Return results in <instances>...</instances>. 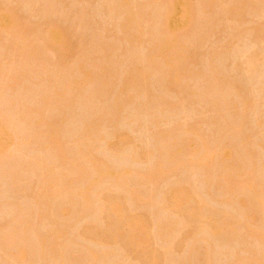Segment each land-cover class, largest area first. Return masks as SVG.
<instances>
[{
	"label": "rangeland",
	"instance_id": "1",
	"mask_svg": "<svg viewBox=\"0 0 264 264\" xmlns=\"http://www.w3.org/2000/svg\"><path fill=\"white\" fill-rule=\"evenodd\" d=\"M49 1V0H48ZM47 0H0V13H2V12H9L11 15H13V19H14V21H15V19H16V21L14 22V25L15 26H12L11 28H9V29H11L10 31H9V29H7L6 31L5 30H3V32H2V30H1V32L2 33H0V35H2V36H0V47H2V48H0V61L2 62V60H3V62L0 64L1 66H2V68H1V66H0V70L2 71H0L1 73H0V77H1V75H3V74H6L5 76H2L1 77V79H0V94H2L3 95V97H2V95L0 96L1 98H0V100L2 101V100H8V101H6V102H10V101H12L13 102V100L15 101V99H16V96L15 97H13V95L11 94L12 93V90L10 89V86L13 88V89H15V85L16 84H19V83H21L22 84V79L23 78H19L18 79V77L17 76H20V74H18L19 72L18 71H23V70H27V68H28V73H29V75H30V73H32V71H30L31 69H29V65H28V63L29 62H31L32 61V59H28V57H27V55H29L30 53H31V50L33 51L34 50V48L37 50H39V52H40V55L42 56L41 58H42V60H43V62L44 63H46V64H44V67H47V69H51L52 67L54 68L53 70L55 71H53L52 69L50 70V71H52L53 72V75L54 76H58L57 74H59L58 72H59V70L61 71V72H65V70L69 73H66V74H68L67 76L68 77H66V78H69L68 80H73L74 82H73V85H74V83H75V80H76V78L78 77V78H80L81 76H79V75H75L76 73H77V71L75 72V70H76V67H74V66H77V64H88V65H86V67L85 68H87V67H89L90 66V64L92 63V64H94V63H97L96 65H94V67L96 66V68L94 69V70H96V73H94V70H92V68L91 69H87L88 70V72L90 73V71L92 70V72L90 73L91 75H92V73H93V77H95V79H94V83H96V84H99V86L97 87L96 86V84H95V86H92V84H90L91 82H90V79L89 78H87L84 74H83V76L81 77L82 78V80H80V81H78V80H76V84H75V87H72V89L76 92V95L78 94V92L79 93H81L80 91H82V93H81V95H83L84 97H85V93H87V95L88 96H86L85 98L83 97V96H81V95H77L78 97H76V95H75V97H74V100H75V102L76 103H78V104H76V103H72V105L73 106H70L69 108H71L72 109V115H74V116H71L70 114H71V112L68 114V112L69 111H71L68 107H62V109H61V107H60V109H61V111H59L60 112V114H59V112L58 111H56L57 109H54V108H49L50 110H48V111H43L44 113H46V115H45V117L44 116H41V115H43V113L37 118V116L36 115H38V114H34L33 115V113L34 112H37L36 110L37 109H39L38 107H39V97H37L36 98V95L38 94V95H45L44 94V92H46V90H44L45 89V87L47 86L48 88H46L47 90H48V94H50L49 93V89L51 90H55V89H57L58 87H59V89H61L60 88V81H59V79H57L56 77H53V75H52V72H49V71H47V69L46 70H44V72L46 71V75H45V73L43 72L42 74L44 75H42V74H39V76L40 75H42L45 79H47V80H50L51 79V77H52V79H51V82H49V84H46V83H48L47 82V80H45V82H44V78H42L41 76H40V78H42L41 80H39L38 79V81L40 82V81H42V82H40V83H37L38 81H36L37 80V78L36 79H34V77H32L31 75L32 74H34V73H32L31 75H30V77L27 75V71H25V73H26V75L29 77V80L31 81L32 80V82L30 83L29 81L27 82L28 84H29V86L31 85V84H33V85H31L30 87L28 86V88H30L29 90H32L33 89V91H30L29 92V90H28V92H27V94H30L31 93V95H29V96H27V94L25 95V90H27L28 88H25V90H24V85L26 86V84L27 83H23L22 84V86H20L21 88V91H19V85L18 86H16L17 88H16V91H14V92H16V94L15 95H17V99L19 100V101H21L20 100V98H25V96L27 97L26 99V101H27V105H29L28 104V101H30V96H32V97H35V100H32L31 102H30V105L28 106L29 107V109H31L30 107H32V109L33 108H35L36 110L33 112V110L31 111V112H33L32 113V116L30 115L31 113L29 112V114L28 113H25L24 112V115L22 114V120H20V118H18L19 117V114H21L22 113V111H21V113L20 112H18V113H15L16 111H17V109H16V111H14V110H12L11 108L13 107V106H15V105H21L22 104V102H21V104L20 103H18V104H16L15 103V105L13 104V103H4L3 101V103L0 101V125L3 123V125L8 129V132H9V130L11 131V132H19L20 134H17V137H16V139H14V141H13V143H12V145H11V143L10 142H8V141H5L4 140V142H6V143H3V147L5 148H3V151H2V154H1V156H0V227L1 228H7V229H12V228H14L15 229V225H17L16 223H14L13 224V226H11L12 224V220L16 217V219H18L17 220V222H19V218H17V216H18V214L20 213L19 211H21L22 212V214H20L21 216L23 215V217H21L20 215H19V217L20 218H22L23 220V222H22V224L21 223H19L17 226H16V229H15V231H13L15 234H13V238H15V239H13V244H12V246H11V248L10 247H7L8 245H6V244H2V242H0V252H4L5 250H6V252L7 253H0V264H31V263H33V264H40V262H41V256H42V254H40L38 251L40 250L39 248H38V244L36 245L35 243H36V241L38 242V239L37 240H35V236H36V238H37V235H36V233H37V231L36 230H38V233H40V235L42 234V232L43 233H47L46 235H44V238L46 239L47 238V236L50 234L48 231H52V230H57V229H59V230H57V231H60V227H59V225L61 226V228H63L62 226L65 224V231L63 232L62 230H64V228L63 229H61V231H62V233H61V235L64 233V235H67L69 232L71 233V234H69V235H67V238H66V236H61V238H59V236H58V238H56L55 236L53 237V239L54 240H52V239H50L49 241L52 243V241H54V243H56L57 241H55L56 239H58L59 241L60 240H62V241H60V244L59 243H56V245L58 244L59 245V247H61L62 248V246H63V244L65 243V242H67L68 244H66V249H65V247H64V252H63V250H61V252H63L64 254H65V256H67L68 257V254L66 253V251L68 250H73V253H72V251H69V252H71L70 254H69V257H70V259H69V257L66 259V257H62V258H65V259H63V260H65L66 261V263L65 264H68V262L70 261L71 263H69V264H86V263H88V261L87 262H85L86 260H88V258L87 257H90L88 254H87V252L90 250L91 251V248L93 249V251H96V253H98V257L100 258V259H97V260H99L98 262H97V264H100L102 261H103V259H101V257H102V254H103V251H106L107 252V250L109 249V252L111 251V248L112 249H114L115 250V247H120V245L121 244H123L122 242H119V244L118 245H115V244H109V247L107 246H104L105 247V249L107 248V250H105V249H100L99 248V245H97V243L96 242H94V238L90 235V234H88V236L86 237V234H85V232H83V231H86V226L88 227L89 225L90 226H93V224L94 223H96V224H98L99 222H97V219L96 218H99L100 219V217H98V215L97 216H90V214L88 215V213H87V215H88V217H87V215H85V214H82L81 213V211L83 210V209H81L82 207L80 206L79 207V205L77 204L78 202H76V201H74V203L76 202V206H78L79 208H75V206H74V203L73 204H69L68 203V200L67 199H63V198H58V200H54L52 203H50V204H53V203H56L57 205H55V204H53V205H55L54 206V208L51 210V207L53 206V205H48V206H50V209L47 207H45L44 205H42V204H40L39 202H42V200H41V197H42V194H39V193H36V195L37 194H39V197H40V199H37V198H39V197H37L36 195H35V193L33 192V190H32V192H31V189L29 188L32 184L33 185H35L34 187H33V185L31 186V188L32 189H36L35 191H37V188H38V184H39V181H40V177H41V175H42V173L43 172H41V170L39 171V170H37V169H33V170H27L26 172H23V173H21V171H20V169H22L23 168V165L24 166H26L27 164H29L30 162H32V159H31V157L33 158V157H39V156H41V157H43L44 156V159L45 160H48V162H49V160L51 161L50 163H51V166H53V167H51L52 169H54L55 168V170H56V168H60L59 170H56V171H58V172H54V173H57L56 175H60L61 173H62V171H63V168H61V165L58 163L57 165L55 164V162H56V160H57V162H58V157H56L57 155H56V152H55V157H56V159L54 158V157H49L50 155H52V153H54L53 151H51L50 152V147H49V145L48 144H46L45 143V140H44V135L42 134H40V131L41 130H45V129H43V127H44V124H46V123H49V124H47V125H45V127L47 128V126L49 125L50 126V124H51V126L49 127V129L53 126V127H55V126H57L58 124L59 125H62V124H64L65 125V123L68 121V123H69V120H71V122L73 123H71L70 122V124H66V126L65 127H67V126H69L70 125V127L72 126L73 127V129H75V131L72 129V127H71V129L72 130H70V127H68V130L69 131H67V128H66V131L67 132H69V134H73V136L72 135H70V137H71V139H69L68 137H69V134L66 132H64L62 135H67L66 137H67V141L65 142V137H63L62 139H64V141L62 142L61 141V143L63 144L64 143V145L65 146H63V145H61L63 148H65L66 147V151H67V153H68V148L69 147H73V149L75 150L73 153H71V150L69 151V157H70V155H71V157L73 156V154H76L77 152V150L78 151H81V154H86L87 152H86V150L88 151V153H89V151H91V147H92V145H93V147H94V149H92V155L93 154H95V152H96V149L95 148H97V150L99 149V147H101V150H98L97 152H96V155H95V157H101L102 158V156H104L102 159L104 160V162H106V164L108 165H111V163L112 164H116V163H118V164H121V165H126V166H128V167H130L131 168V166L133 167V168H131L134 172H133V178L131 179H129V181L127 182V184H128V186H129V188L131 187V188H133V189H131L130 188V191L132 192V190H136L135 191V193L136 192H138V193H136V195H135V193H134V195H132L131 194V192L130 193H126L127 195L129 194L130 195V197H126V196H124V194L125 193H123V195L122 194H120V196L118 195L119 193H120V191L118 190L117 191V189L116 190H112L113 191V194H111L112 192L110 191V195L112 196V198H115V199H117L116 197H120L119 199H120V201H121V203L123 202V203H127V202H129V203H127L126 205V207L125 208H127L128 206V208H127V211H126V209L124 208V206H125V204H123V208H124V210L126 211V212H129V210L128 209H130V212L135 216L136 215V217H138V216H141V214L143 213L144 215H145V217H147V219H148V223L150 222V220H152L150 223L151 224H153V220H159V215H158V217L159 218H153V216H154V213L155 214H158L159 212H157L158 210H156L155 211V209H157L155 206H152V205H150L148 202H146V200L147 199H149L150 197H152V200L153 201H158L159 199V197H160V199H161V197L163 196L162 194H167L166 193V191L168 192V190L170 191H173V190H175L174 188H176L178 185H179V183L182 185L183 184V186H191V188L192 189H194V190H196L198 193H197V196L199 197V198H201V197H203V199L202 200H204L205 202H206V204H205V206H206V210L208 211H206L207 213L206 214H208V215H213V217H215V216H217L220 212H222V213H224V212H226L227 214H230V215H232V216H234V214H233V212H235V215L237 214V216H236V220H237V224H238V228H236V230H238L237 231V237L235 238L236 239V241H235V239H230L231 241V244L229 243V240L226 242V241H224L223 242V240L222 241H220V242H218V240L217 239H212L210 236H209V233L207 232V236H206V234L204 233L205 232V230H203L201 227V230L202 231H200L199 230V228H198V230L200 231V232H202V233H204V235L207 237H205L202 233V235L199 233V232H196V233H199L200 235H199V237H197L198 239H199V242H197L196 240H197V238H195L196 236H198V235H194L195 234V231H196V229H197V227L195 226L196 225V223H190L189 225H186L185 226V224H183L182 226H184L183 227V229L184 228H186L185 230H182V231H180L181 230V228H182V226L179 224V225H177V227L179 226H181V228H177L176 227V223H174V229H177L178 231H180L181 232V234L183 233V235L184 236H186V237H184L183 235H180L179 236V240H181L180 239V237L181 236H183L182 238L184 239V240H182L181 242L178 240V237H177V240L176 239H172L173 237H171V236H173V235H169V237L172 239V241H174V240H176V241H174L177 245H174L173 246V244H175V243H173L172 244V241H170V239H169V242L171 243L170 245V247L167 245V243H169V242H167V240H168V235H166L165 236V238H163L162 240H164V241H162L161 239H157V237H156V240H159V241H154L155 240V238L153 237V239L154 240H150L149 241V243H148V245H150V248L152 249V250H155L156 251V254L158 253V254H160L159 255V257L160 256H163L164 255V258L162 257H160L159 259H160V261H161V264L163 263V264H179V262L178 261H180V263H182V261H185L186 260V262L184 263V264H187V263H189V264H204V262H205V264H207L208 263V259H209V263H210V258H211V260H212V256H213V260L211 261V263L212 264H215L214 262H216V264H227L226 262H228V264H231V262H233L234 261V256H235V254H234V252L236 251V252H238L239 253V255H241L242 257H244V259L245 260H248V256H250V258H249V260L251 259V258H254V256L256 257V258H259L261 261H262V263L264 262V260H263V257H264V251H263V247H260L259 245V242L257 243L256 242V240L254 241L252 238L250 239V238H245V235H246V233H247V231H246V229H245V220H244V218L243 217H241V212H242V209H241V207L239 206V204H238V201L236 200L237 199V197L235 196V198L234 197H232V198H230V200H229V204H230V206H229V204H228V200H226V199H224V200H222L224 197H222L223 195V193L221 194V192H222V189L219 187L218 188V183H215L216 182V179L215 178H217L218 176H219V174L221 173V169H223V167L225 166V164H224V166H220V165H223V163H221V164H219L218 163V165H216V167H218L219 169H217L216 167H214V171H213V173H216L215 175H216V177H215V175L213 176L214 177V184L212 183V184H207L206 185V178L203 176V174L202 173H191V172H187V171H185V170H183L181 167H175V168H173L172 169V171H171V173H167V174H162L160 177H158L157 179H155L154 180V182L152 183V182H149V180H147V183L148 184H150L151 183V185L150 186H152V187H155V188H152L151 187V189H150V186H148V184L147 183H145L144 182V180L141 178L142 176L144 177V176H146V175H148V174H151L154 170H155V168H157V166L159 165V163L161 162V161H159V160H161L162 159V156H159L160 154V152L158 153V150H160L159 149V146H160V143L162 144V137L163 136H165V138H166V135L168 134V136L171 138V136L170 135H172L173 134V136H175V137H180V135L184 138V135H183V133H181L180 131L182 130H184L185 129V127L183 128V126H186V130H191V129H194V128H196L195 130L197 131L198 130V132H201L200 134H203L202 135V139L203 140H205V142L207 143V146H209V148H213L214 147V145H217L218 143L219 144H222V145H225V143L228 145V143H230V141H231V139H232V137L234 138V139H237L236 141H233L232 140V143H234L235 142V144H237V146H236V149H237V147H239L240 148V151L242 150L241 148H243V146H241V144H240V142L241 141H239V139L240 138H242V137H246L247 135L248 136H250V137H246L247 139H249V140H252L251 142L252 143H254V144H252L251 142H249V140H248V149L249 148H253V149H251L252 151L253 150H255V156H257L258 155V157H257V159L254 157V159H256L255 161H257V162H253L252 161V163L254 164V165H259L260 164V166L263 164V162H264V74H262L261 75V72L263 73L264 72V48H262V46L264 47V36H262V38H260V39H263V44H262V42H261V44H259L258 43V41H256L257 39H256V37L258 36L259 37V35H257V33L258 34H260V32L261 33H263L264 32V3H262L264 0H261L260 2L258 1L257 2V0H250V1H247V2H251V1H253V3H251V4H249V3H244V1L245 0H241V2H243V4H244V6L245 7H247V5L249 6H255L256 4V6L255 7H250L249 6V8L247 9H244V10H241L239 7H236L239 11V13L237 12V9H235V7H233V6H231L230 7V5L232 4V5H236L235 3H240V2H236L237 0H216V2L218 3V5H217V3L216 4H213V5H215V7H216V5H217V9L216 8H214V6L212 5V3H210V1L211 0H204V1H202V2H204L203 4H202V6L205 8V5L207 4L208 6L207 7H210V11L206 8V10H207V14H206V10L205 9H203V7H200L201 6V4L200 3H198V1L199 0H191V7H192V9L193 10H195V13L197 12V14L200 16L199 18L200 19H197L198 18V15H195V13H194V11L192 10V15H193V17H194V19H192L190 22H191V24H189L190 26H188V27H186V28H180L179 27V25L178 24H173L171 27H169V28H167L165 25H163V24H159V20H160V18H161V16L163 15V11H162V9L161 8H159L160 6L163 8L164 7V5H161L162 3H164L163 1H165V0H128L129 1V3L131 2H135L134 4V6H133V4H131L130 6H125V7H123V0L121 1V0H116V1H114V0H50L49 2H48ZM119 1V2H118ZM239 1V0H238ZM121 2V3H120ZM200 2V1H199ZM214 2V1H213ZM233 2H234V4H233ZM254 2L256 3L255 5H254ZM139 4V7L137 6L138 4ZM197 3H198V5H197ZM259 3V4H258ZM122 6H121V5ZM137 4V5H136ZM146 4H148V5H146ZM151 4V5H150ZM160 4V5H159ZM241 4V5H240ZM240 4H238L237 6H241V7H243V5H242V3H240ZM253 4V5H252ZM220 5H221V7H220ZM260 5H261V10H260ZM133 7V8H135L134 10H135V12H137L138 11V13H133L132 12V14H134V15H131V16H133V19H134V17H135V19H137V22L138 21H140V22H138V23H141L140 25H143V26H141V27H143L144 29H142V28H140L139 27V25H138V23L137 22H135V23H137V25H138V27H137V30H139L140 32H142V33H138L136 30H133L132 28L131 29H129V27H131V25L129 26V24H127L126 22L129 20H131L130 18H132L130 15H129V10H128V7ZM139 9V10H137L136 11V7ZM142 6V7H141ZM144 6L146 7V8H144ZM150 6V7H149ZM156 6V7H155ZM159 6V7H158ZM229 7V10H230V8H231V10L233 9V10H235L237 13H238V15H241V13H242V11H244L245 13L243 14L242 13V17H243V20L241 19L240 20V18L238 17V18H235L234 16V19L236 20H234V21H232L233 19L232 18H230V17H232V15L231 14H229L230 16L228 17V15L226 16L225 15V13L226 12H222V11H228V7ZM263 6V7H262ZM127 7V8H126ZM222 7H223V10H222ZM256 7H257V9H256ZM141 8V9H140ZM144 8V9H143ZM157 8V9H156ZM221 8V9H220ZM244 8V7H243ZM149 9V10H148ZM153 9V10H152ZM155 9H156V11H155ZM159 9H161L160 11H162V13L160 14V16H157L158 14H159ZM164 10H165V8H163ZM198 9V10H197ZM202 9L204 10V11H202ZM6 10V11H5ZM147 10V11H146ZM152 10V11H151ZM158 10V11H157ZM220 10H222L221 12H220ZM231 10H230V12H231ZM246 10V11H245ZM254 10V11H253ZM154 11V12H153ZM209 11V12H208ZM219 11V12H218ZM235 11H233L234 12V14H237V13H235ZM241 11V12H240ZM248 11V12H247ZM145 12H148V13H146V14H144ZM149 12L150 13H152V14H154V13H156V14H154L153 16L152 15H150L149 14ZM199 12V13H198ZM201 12H204L205 13V16H204V14H201ZM217 12V13H216ZM252 12H255L256 14H254V13H252ZM262 12V13H261ZM210 13V14H209ZM220 13V14H219ZM223 13V14H222ZM227 13H229V12H227ZM226 13V14H227ZM232 13V12H231ZM201 14V15H200ZM212 14V15H211ZM214 14V15H213ZM218 14V15H217ZM143 15L145 16V17H143ZM148 15V16H147ZM152 16L151 18V20H149V18H150V16ZM156 15V16H155ZM203 15V16H202ZM206 15H208V16H206ZM238 15H235L236 17L238 16ZM212 16H213V18H212ZM215 16V17H214ZM225 16V17H224ZM153 17L155 18V19H153ZM158 17V19L156 20V18ZM196 17V18H195ZM202 17H204V18H202ZM241 17V16H240ZM143 18V19H142ZM144 18H147L148 19V21H147V19H146V21L145 22H149V23H145V26H144ZM212 18V19H211ZM134 19V21H136ZM211 19V20H210ZM232 19V20H231ZM141 20H142V22H141ZM154 20H156V21H158V23H156V21H155V23L153 22ZM193 20H195V23H193L194 21ZM197 20H199L198 22H197ZM240 20V21H239ZM213 21V22H212ZM215 21V22H214ZM237 21L239 22L238 24H237ZM18 24H17V23ZM150 22H151V24H150ZM160 22H163L162 21V19H161V21ZM240 22H242L241 24H240ZM16 23V24H15ZM135 23H133L132 25H134ZM197 23V25H195ZM234 23H236L235 25H234ZM20 24V25H19ZM122 24L124 25V27L122 26ZM156 24V25H155ZM158 24V25H157ZM240 24V25H239ZM125 25L126 26H128V33H126L125 34V32H127V30H126V28H125ZM147 25H149V26H147ZM150 25L152 26L151 28H150ZM193 25V26H192ZM195 25V26H194ZM20 26H21V29H20ZM53 26H55V27H60V28H62L63 29V31H64V37L63 38H61V40H60V42H58V43H54V42H49L47 39H48V36L47 35H49V34H47L49 31H50V29H51V27H53ZM134 26H136V25H134ZM133 26V27H134ZM123 27V29H121ZM154 27H156V28H154ZM195 27V28H194ZM196 27H198V28H196ZM233 27V28H232ZM18 28V29H17ZM153 28V29H152ZM258 28V29H257ZM259 28H262V30H259ZM14 29V30H13ZM35 29H37L36 30V32H35ZM65 29V30H64ZM140 29H142V30H140ZM156 29H157V31H156ZM192 29H194V31L192 30ZM198 29V30H197ZM201 29H202V31H201ZM13 30V31H12ZM21 30V31H20ZM124 30H126V31H124ZM195 30H197V32H195ZM200 30V31H199ZM31 31H33L31 34H29V32H31ZM121 31H122V33L123 34H125V36L129 39V41L126 39V37L125 36H123V34L121 33ZM136 31V32H135ZM198 31L199 32H202V34L203 35H198L199 33H198ZM17 32V33H16ZM158 32V33H157ZM195 34H194V33ZM12 33V34H11ZM36 34V35H32V34ZM152 33H154V34H152ZM156 33H157V35H162L163 36V41H164V47H163V49L162 50H160V51H154L153 49H155V46H156V43H158V41H156L155 39H157V35H156ZM21 34V35H20ZM47 34V35H46ZM138 34H142V35H138ZM264 34V33H263ZM11 35H14V36H11ZM28 35H29V38L27 39V37H28ZM32 35V36H31ZM153 35V36H152ZM156 35V36H155ZM205 36V37H204ZM30 37L32 38V42H31V39H30ZM35 37V38H34ZM137 37H139L138 38V40H137ZM154 37V38H153ZM193 38V39H191V38ZM197 37V38H196ZM202 37V38H201ZM257 37V38H258ZM19 38V39H18ZM25 38V39H24ZM47 38V39H46ZM125 38V39H124ZM153 38V39H152ZM186 38H188V40L186 41V40H184V39H186ZM198 38H201V39H198ZM34 39V40H33ZM62 39H64V40H62ZM259 39V38H258ZM21 40V41H20ZM45 40V41H44ZM100 40V41H99ZM125 40V41H124ZM154 40V42H151V41H153ZM180 40H182V41H180ZM190 40V41H189ZM193 40V41H192ZM199 40H200V42H199ZM27 41V42H26ZM102 41V42H101ZM135 41V42H134ZM137 41L138 42H140V43H137ZM149 41V42H148ZM181 43L182 42V44H183V46L185 45V44H188L189 46H185V47H183L182 46V44H180L179 45V42ZM202 41V42H201ZM18 42V43H17ZM97 42H99V43H97ZM134 42V43H133ZM156 42V43H155ZM189 42H192L191 44H189ZM196 42V43H195ZM20 43H21V45H20ZM27 43V44H26ZM94 45H93V44ZM151 43V44H150ZM153 43V44H152ZM185 43V44H184ZM16 44V45H15ZM97 44H100L99 45V47L101 46V52L99 53L98 51H100V49L96 46ZM155 44V45H154ZM193 44H194V46H193ZM18 45V46H17ZM152 45V46H151ZM176 45H179L178 47L176 46ZM261 45V46H260ZM17 46V47H16ZM19 46H21V47H19ZM22 46H23V49H22ZM102 46H104V48L102 47ZM106 46V47H105ZM114 46L117 48V49H115V51H113L112 49H114ZM154 46V48H152ZM9 47V48H8ZM14 47V48H13ZM34 47V48H33ZM36 47H38V48H36ZM92 47V48H91ZM98 48L97 49V51H96V49L95 48ZM112 47V48H111ZM5 48V49H4ZM7 48H8V50H7ZM17 48V49H16ZM21 48V49H20ZM33 48V49H32ZM40 48V49H39ZM177 48H180L179 50L177 49ZM4 49V50H3ZM11 50V53H10V50ZM42 49V50H41ZM94 49H95V51L97 52V53H95V51H94ZM103 49H105V50H103ZM171 49L173 50V52L174 51H179V52H181L182 53V56H183V60L184 61H182L181 62V60H182V58H181V60H180V64L181 63H183L184 65H178V68H182V69H179V74H180V71H183V73L185 72V74H188L187 75V78H189L190 79V76H191V79L189 80V79H184L183 77H181L182 75V73L180 74V79L181 80H183V82H181V86H183V87H181V90H180V88L178 89V91L180 90V92H178L177 91V89H176V91H177V95H176V91H175V89L173 90V88L171 89V87H169V85L168 84H166L167 82H166V77L165 76H163L162 74L160 75V73H157L156 71V73L154 72V74L153 75H151V79L149 80V82H148V84L147 83H145V84H147L146 86H148L149 87V89H148V87H144V88H146L147 89V91L146 90H144V88L142 87H140L139 86V89H138V93H136L137 92V86L138 85H133L134 83H136V82H134V81H132L133 80V78H132V80H130L132 83H130V84H128V79H130L131 77H133V76H135V74H133V76L131 75V77H130V73H128L129 74V76H128V74H127V72H129V70H130V72L132 71V69L134 68V67H137V68H134V72H135V70L137 69V71H136V73L140 70V69H145V68H147L146 66L148 65V64H150L151 63V65H153L152 63H154V66H156V62L157 61H161L162 63L164 62V61H166V60H169L172 56V52H171ZM177 49V50H176ZM186 49V50H185ZM2 50V51H1ZM16 52H15V51ZM24 50V51H23ZM43 51V52H41V51ZM182 50V51H181ZM185 50V51H184ZM225 50H226V52H225ZM93 51H94V55H93ZM135 51V52H134ZM221 51V53L224 55H222L221 53H219ZM224 51V52H223ZM248 52H249V54H248ZM263 52V53H262ZM3 53H4V55H3ZM7 53V54H6ZM8 53H10V54H8ZM14 53H16L15 54V56H14ZM64 53V54H63ZM92 53V54H91ZM110 53H112V54H110ZM135 53V54H134ZM174 53H176V52H174ZM183 53H185V55L183 54ZM225 53H226V55H225ZM21 54H25V55H23V57H22V55ZM34 54V53H33ZM58 54H60V55H58ZM88 54V57H89V60L87 59L88 57L86 56ZM91 54V55H90ZM110 54V55H109ZM170 54V55H169ZM218 54H219V56H218ZM221 54V55H220ZM245 54H247V55H249V56H247V58L248 57H250L251 58V56H254V54H255V58L254 59H256L255 60V63H256V70L255 71H253V74H254V76H253V74H250L249 75V73L247 74V72L245 71V66H244V63H246V58L244 57V55ZM251 54V55H250ZM253 54V55H252ZM256 54H257V56L259 57H257L256 56ZM9 57L10 56V58H12V61L13 62H11V59H9L7 56ZM12 55L16 58V59H14L13 57H12ZM107 55H109V56H107ZM111 55H112V58H111ZM242 55V56H241ZM1 56H4V58H5V60H8V61H6L5 62V60H4V58H2ZM7 57V59H6V57ZM38 56H39V54H38ZM58 56L61 58V56H63L65 59L64 60H61V59H63V58H58ZM91 56H93V57H91ZM171 56V57H170ZM240 56H241V59H239L240 58ZM246 56V55H245ZM25 57V58H24ZM27 57V58H26ZM101 57L102 58H104V59H102L101 60ZM105 57H109L108 58V60L106 61V58ZM169 57V58H168ZM184 57H186V58H184ZM20 58H22V59H20ZM83 58H84V60H83ZM95 58V59H94ZM243 58H244V60H245V62L243 61ZM253 58V57H252ZM258 58V59H257ZM2 59V60H1ZM18 59V60H17ZM24 59H26V60H24ZM57 59H58V61H57ZM59 59H60V61H62V62H60L59 61ZM82 60V62H81V60ZM91 59V60H90ZM110 59H111V61H110ZM144 59V60H143ZM156 60V62H155V60ZM17 60V62L16 63H18V66H17V64H15V61ZM22 61V63H23V61H25L24 62V64H21L20 65V61ZM29 62H28V61ZM77 60L78 61H80L79 63H77ZM98 60V61H97ZM105 60V61H104ZM142 60V61H141ZM153 60V61H152ZM164 60V61H163ZM187 60V61H186ZM27 61V62H26ZM57 61V62H56ZM75 61H76V63L77 64H75L74 65V63H75ZM91 61V62H90ZM101 61V62H100ZM186 61V62H185ZM241 61V62H240ZM9 62H11V65L13 66V67H10L11 65H9L10 63ZM56 62V63H55ZM86 62V63H85ZM102 62H105V63H102ZM141 62V63H140ZM142 62H143V64H142ZM158 62V63H159ZM13 63V64H12ZM25 63H26V65H27V67H26V65H25ZM55 63V64H54ZM100 63H102V69L100 68H97L98 67V65H100ZM134 63V64H133ZM141 65H140V64ZM162 63H160L161 64V66H162ZM212 63V64H211ZM214 63V64H213ZM238 63H242L243 65L241 66H239V67H237L236 65L238 64ZM5 64H7V65H5ZM57 64H58V66H57ZM106 66L107 64V68L106 67H104L103 68V66L104 65ZM111 64V65H110ZM137 64H139V65H137ZM3 65H5V66H3ZM20 65V66H19ZM67 66L68 65V67H65V66ZM74 65V66H73ZM134 65V66H133ZM159 64H157V66H158ZM211 65V66H210ZM215 65H216V67H215ZM52 66V67H51ZM62 66V67H61ZM71 66V71H73L72 73H73V75H74V77H73V75H72V73H71V71H70V69H69V67ZM93 66V65H92ZM109 66V67H108ZM119 66V67H118ZM121 66V67H120ZM133 66V67H132ZM142 66V67H141ZM182 66V67H181ZM9 67H10V69H9ZM18 67L20 68L21 67V69H19L18 71H17V69H18ZM26 69H25V68ZM49 67V68H48ZM60 67V68H59ZM64 67H65V69H64ZM91 67V66H90ZM93 67V68H94ZM100 67V66H99ZM141 67V68H140ZM160 67V66H159ZM213 67H215L216 68V71H215V69L213 68ZM235 67H237V68H239V70L237 69L236 70V68ZM240 67H243V68H240ZM3 68H4V70H3ZM8 68V69H7ZM11 68H12V70H11ZM15 68V69H14ZM59 68V69H58ZM63 69V71H62V69ZM67 68H68V70H67ZM84 68V69H85ZM114 68H115V70H114ZM117 68H119L121 71V73L120 72H118L119 70L117 69ZM122 68V69H121ZM209 68H211V71H209L210 69ZM219 68V69H218ZM257 68L259 69V70H257ZM23 69V70H22ZM97 69L98 70H103L102 72H104V74L100 71H97ZM217 69L218 70H220V73H221V76H220V73H218V71H217ZM240 69H242V71L240 70ZM5 70H7V71H5ZM9 70H10V74H9ZM15 70V71H14ZM87 70H86V72H87ZM90 70V71H89ZM20 71V72H21ZM123 71V72H122ZM186 71L187 72H189V73H186ZM256 71H259V72H257L256 73ZM14 72V73H13ZM16 72V73H15ZM18 72V73H17ZM35 72V71H34ZM37 72V71H36ZM51 73V75L49 74V73ZM57 72V73H56ZM126 72V73H125ZM190 72H193L192 73V75H191V73ZM197 72V74L195 75V73ZM201 72V74H198V73H200ZM210 73V75H208L209 73ZM214 72H217L218 74H215ZM256 74H255V73ZM3 73V74H2ZM7 73H8V75H7ZM23 74H24V71L22 72ZM47 73H48V75H47ZM70 73H71V75H70ZM79 73V72H78ZM107 73V74H106ZM132 73V72H131ZM207 74V76H206V74ZM213 73V74H212ZM13 74V75H12ZM15 74H16V76H15ZM23 74H22V76H23ZM36 74V73H35ZM82 74V73H81ZM120 74H122V75H120ZM125 74L128 76H125ZM249 75V76H247V75ZM26 75H24L23 77L24 78H26V79H28L27 77H26ZM62 75H64V73L62 74ZM95 75V76H94ZM204 76L205 75V77L208 79L209 77L208 76H211L210 78L212 79H210L211 80V82H209L207 85H206V83L208 82V80H206V78L204 77V78H202V76ZM215 75H217L218 76V79H217V76H215ZM256 75V76H255ZM259 75H261L262 76V78H260V79H258V76ZM16 77V78H14V77ZM21 76V77H22ZM35 76V75H34ZM38 76V75H37ZM38 76V77H39ZM46 76V77H45ZM72 76V77H71ZM76 76V77H75ZM163 76V77H162ZM183 76H185L186 77V75H184L183 74ZM201 76V77H200ZM215 76V77H214ZM255 77V78H253V77ZM7 77V78H6ZM11 77V78H10ZM31 77L33 78V79H31ZM49 77H50V79H49ZM83 77H86L85 79L83 78ZM101 77H103V79L101 78ZM117 77H118V79H117ZM130 77V78H129ZM154 77H157V79L155 78V79H153ZM196 77V78H195ZM200 77V78H199ZM221 77H223L224 79H221ZM260 77V76H259ZM2 78L4 79L5 78V80H2ZM12 78H14L13 79V81H11V79ZM53 78H54V81H52L53 80ZM71 78V79H70ZM73 78V79H72ZM75 78V79H74ZM77 78V79H78ZM101 78V79H100ZM109 78V79H108ZM114 79V81H113V79ZM119 78H127L125 81H127V83L123 80V79H119ZM165 80H164V79ZM183 78V79H182ZM193 78V79H192ZM196 80H195V79ZM203 80H206V81H203ZM216 78V79H215ZM251 78V79H250ZM7 79H8V81L9 82H14V84H11L10 85V83L7 81ZM16 79H18V80H16ZM21 79V80H20ZM55 79L57 80L56 82H55ZM87 79V80H86ZM89 79V80H88ZM158 79H160V81L158 80ZM162 79H163V82L164 83H162ZM201 79V80H200ZM228 80V81H226V80ZM3 82H2V81ZM35 80V81H34ZM86 82H85V81ZM102 82H100V81ZM109 80V81H108ZM112 80V81H111ZM117 80H119V81H117ZM123 80V81H122ZM209 80V81H210ZM218 80H221V81H223L224 80V82H222V83H225V81H226V83L225 84H228L229 83V85L231 84H233L234 82V84H235V88H236V86H237V89H238V87H239V91H244V92H242L243 94V96H244V94L246 95V96H248L247 97V105H244L242 102H241V100L244 98L242 95V97H240L239 96V94H241V92H239L238 93V90L237 89H235L237 92H232L231 90H228V89H226L227 87H229V85H226V87L224 88V89H226V91L228 90L229 92H231L230 94L228 93V92H226L225 90V92H222L221 91V88L219 87V85L221 84L222 86H224V84H222V83H220V84H218V83H216V81H218ZM17 83H16V82ZM20 81V82H19ZM36 82V83H34V82ZM82 81V82H81ZM87 81L89 82V85L91 86H89L88 85V83H87ZM95 81H97V82H95ZM121 81V82H120ZM147 81V80H146ZM202 83V85L204 84L205 86H209V88H218L217 90H220L222 93H223V95L224 94H229L228 95V98L230 97V96H232L231 98H229V100L230 101H234L237 97H239V100H240V102H238L239 100H238V98L236 99V103L235 104H237V107H236V105L234 104V106H235V109H233V111L232 110H227L226 108H227V106H223V108H225V109H223L222 107H221V109H222V111H221V109H220V112L218 113V111L219 110H215V109H213L212 107H214L213 105H214V103H215V101H212V98L215 100V96H217L216 94H213V95H215L214 97H212L213 95H211L210 96V94H207L206 96H205V94H203L205 91L204 90H206V89H208L209 90V88H207V87H205L204 85L202 86L200 83ZM202 81V82H201ZM229 81H234L233 83H230ZM4 82L6 83V82H8V84H9V86L8 85H6V84H4ZM19 82V83H18ZM23 82H25L24 80H23ZM54 84H53V83ZM84 82L86 83V84H84ZM128 84L129 86H127L126 85V87H125V85L123 84ZM188 84H187V83ZM214 82H215V84H214ZM219 82V81H218ZM94 83H93V85H94ZM103 83H105L106 84V86H105V88H103L104 87V85L105 84H103ZM121 83H122V85L123 86H121ZM162 83V84H161ZM185 84L186 85V87L183 85V84ZM3 84V85H2ZM41 84H43V85H41ZM51 84V86H49ZM53 84V85H52ZM62 84V83H61ZM100 84H101V86H100ZM109 86H108V85ZM214 84V86L212 87V85ZM216 84H218V85H216ZM6 85V87L5 88H3L4 86ZM14 85V86H13ZM35 85V86H34ZM37 85V86H36ZM40 85V86H39ZM56 85L58 86L57 88H56ZM72 85V86H73ZM76 85H77V87H76ZM103 85V86H102ZM132 85V86H131ZM200 85V86H199ZM217 87H216V86ZM239 85V86H238ZM8 86V87H7ZM43 86V91H41V87ZM45 86V87H44ZM53 86V87H52ZM89 86V87H88ZM130 86H131V89L130 90H132L133 92H129L127 89L128 88H130ZM32 87V88H31ZM36 87V88H38V90L36 89H34V88ZM51 87V88H50ZM94 87H97L96 89L97 90H95V92L97 93H94ZM126 89V91H123L124 90V88ZM167 87L168 88H170V90L169 89H167ZM199 87V88H198ZM75 88H76V90H75ZM82 88H84L85 90H81ZM91 88H92V90H91ZM107 88V89H106ZM133 88H135L136 89V91L133 89ZM141 88V89H140ZM182 88H184V89H182ZM201 88H203V89H201ZM206 88V89H205ZM242 88V89H241ZM39 89H40V91H41V93L39 94ZM58 89V90H59ZM78 89L80 90V91H78ZM99 89V90H98ZM101 89H103V90H101ZM241 89V90H240ZM248 91H246V90ZM11 90V91H10ZM24 90V97H19L18 98V94H19V92H22ZM72 90V91H73ZM101 90V91H100ZM119 90L121 91V93L119 92ZM173 90V91H172ZM192 90H194V93L195 94H197V93H199L200 94V92L204 95H202V94H197V95H195V94H192V95H194V96H197V97H194V96H192L191 95V92H192ZM11 93H10V92ZM57 91V90H56ZM72 91H71V95L73 94L72 93ZM73 91V92H74ZM78 91V92H77ZM84 91H86L85 93H84ZM99 91L101 92V94L99 93ZM103 91V92H102ZM118 91V92H117ZM140 91V92H139ZM175 91V92H174ZM181 91H182V94L183 95H181ZM199 91V92H198ZM204 91V92H203ZM220 91H218V92H220ZM33 92V93H32ZM34 92H37V93H34ZM91 92H93V97L91 98V96H92V94H91ZM127 93V95L128 96H126V93ZM167 92V93H166ZM184 92V93H183ZM206 92H207V90H206ZM18 93V94H17ZM123 95V97L120 95ZM142 94V96L140 95V94ZM170 93V94H169ZM172 93V94H171ZM175 93V94H174ZM221 93V94H222ZM235 93V94H234ZM237 93H238V95H237ZM22 94V93H21ZM32 94H34V95H32ZM36 94V95H35ZM75 94V93H74ZM99 94H100V96H99ZM125 94V95H124ZM130 94V95H129ZM132 94H134V96L136 97V99H137V97H138V99L136 100L135 99V97H133V95ZM232 94V95H231ZM5 95V96H4ZM7 95L9 96L8 98H7ZM103 95V96H102ZM120 95V96H119ZM173 95V96H172ZM180 95V96H179ZM208 95L211 97H208ZM236 95V96H235ZM11 96V97H10ZM72 96H74V95H72ZM80 96H81V98H80ZM115 96H119V97H122V99H119V97H116V99H117V101H116V99H115ZM126 96V97H125ZM183 96V97H182ZM201 96V97H200ZM203 96V97H202ZM220 95H219V93H218V96L217 97H219ZM225 96V95H224ZM29 97V98H28ZM96 97V98H95ZM128 97V99L130 100V102H129V100L127 99V101L128 102H126V99L125 98H127ZM130 97V98H129ZM162 97V98H161ZM178 97H180L179 99H178ZM182 97V98H181ZM206 97H208V99L209 100H211L212 101V104H209V102H211V101H209V100H207V99H205L204 100V98H206ZM216 97V98H217ZM221 97V96H220ZM219 97V98H220ZM226 97V96H225ZM223 98V97H221V99H219V100H217L216 99V102L218 101H220V100H223V99H226V100H228L227 99V97L226 98ZM235 97V98H234ZM5 98V99H4ZM11 98V99H10ZM14 98V99H13ZM80 99V100H82L83 102H81L80 100H78V99ZM86 99V100H83V99ZM89 98H90V100H89ZM93 98H95L94 100H93ZM133 98V99H132ZM170 98H172L171 100H170ZM175 98V99H174ZM197 98V99H196ZM200 98L201 99H203L202 100V104H204L203 106L201 105V100H200ZM234 98V99H233ZM17 99H16V101H17ZM29 99V100H28ZM31 99H33V98H31ZM37 99V100H36ZM115 99V100H114ZM131 99H132V104H131ZM157 99H159V100H157ZM182 101H181V100ZM96 100V101H95ZM133 100H136V101H133ZM163 102H169V103H167V105L165 104V103H163L164 104V106H163V104H162V101ZM166 100V101H165ZM178 100H180V101H178ZM196 100V101H195ZM238 100V101H237ZM23 102H25V104H26V101L25 100H22ZM85 101V102H84ZM89 101L91 102V106L89 105ZM93 101L94 102H96V103H94V105H93ZM112 101V103H113V101L115 102L114 104L118 107V103H116V102H118V101H120V103H121V105L123 104V106H124V108H123V106H121L120 104H119V107H118V109L120 108V107H122L123 109H121V112H120V110H119V112L116 110V107H114V108H112V106H108V104H110L111 105V102ZM124 101V102H123ZM139 101V102H138ZM157 101H159V102H157ZM173 101V102H172ZM175 101V102H174ZM177 101V102H176ZM198 101V102H197ZM205 101V102H204ZM207 101H209L208 102V104L209 105H211L212 107H210L209 106V108H210V110L208 109V107H206V103H207ZM232 101V102H233ZM18 102V101H17ZM32 102H34V103H36V105H31L32 104ZM37 102H38V104H37ZM158 103V106H154V103ZM161 102V103H160ZM170 102L171 103H173V104H171V105H173V107L171 106V108H174L175 107V109L176 110H172L171 109V111L173 112H171V111H169L170 110V105H169V107H166V106H168V104H170ZM181 102V103H180ZM204 102V103H203ZM214 102V103H213ZM217 102V103H218ZM2 103V104H1ZM33 103V104H34ZM125 103V104H124ZM133 103H135V104H133ZM139 103V104H138ZM157 103H156V105H157ZM193 103H194V105H193ZM196 103H198V104H196ZM8 104H10V112H9V109H8V107H7V105ZM13 104V106H11ZM81 106H80V105ZM82 104L84 105V106H82ZM88 104V105H87ZM138 104V105H137ZM147 104V105H146ZM159 104H161V105H159ZM179 104V105H178ZM200 104V105H199ZM19 105H18V107H19ZM38 105V106H37ZM47 105V104H46ZM45 105V106H46ZM50 105V104H49ZM49 105L48 106H46V108H48L49 107ZM87 105V107H85ZM96 105V106H95ZM103 105H104V107L105 108H103ZM113 105V104H112ZM130 105V106H129ZM177 105V106H176ZM198 105V106H197ZM220 105H223L222 103H220ZM220 105H217V104H215V108L217 109V106L219 107ZM3 106V107H2ZM5 106V107H4ZM9 106V105H8ZM22 106V105H21ZM20 106V107H21ZM77 106H79V107H77ZM97 106H99V107H97ZM107 106H108V108L109 107H111V109L109 108H107ZM114 106V105H113ZM129 106V107H128ZM146 106V107H145ZM150 106H153L154 107V109H152V107H150ZM200 106H202L203 108H201ZM205 106V107H204ZM253 107V108H250V107ZM16 107V106H15ZM15 107H13V108H15ZM77 107V108H76ZM82 107L84 108V110H86V111H84L83 109H82ZM94 107H96V108H98V110L96 109V108H94ZM138 107V109H136ZM149 108L148 110V113H150V114H148V113H146L147 112V110H145L146 108ZM155 107H156V109H155ZM161 107H162V109H161ZM177 107V108H176ZM17 108V107H16ZM66 108H68L67 110L68 111H66ZM73 108H75V109H73ZM88 108H89V110L91 111L90 113H88L89 112V110H88ZM91 108V109H90ZM100 108V109H99ZM102 108V109H101ZM133 108H134V110H133ZM182 108V109H181ZM184 108V109H183ZM195 108V109H194ZM58 109H59V107H58ZM81 109V110H80ZM97 110V113H98V115L99 116H97L96 114H95V111H94V114H92L93 113V110ZM104 109V110H103ZM120 114L121 113V115H119L115 110ZM141 111H140V110ZM143 109V110H142ZM167 111H166V110ZM178 109V110H177ZM179 109H180V111H179ZM193 109H194V111H193ZM196 109H197V111H196ZM219 109V108H218ZM18 110H21L20 108L18 109ZM22 110H23V108H22ZM40 110V109H39ZM42 110H43V108H42ZM65 110V111H64ZM75 110V111H74ZM83 110V111H82ZM100 110H101V112H103L104 114L102 115V113H101V116H100ZM108 111V110H110L109 112H106V111ZM122 110H124V111H122ZM155 110V111H154ZM184 110V111H183ZM213 110H215V112L213 111ZM227 110V111H226ZM14 111V113H12ZM41 111V110H40ZM142 111L144 112V113H142ZM159 111H161V113L163 114H160V112ZM181 111H183V112H181ZM213 111V112H212ZM231 111H232V113H231ZM39 112V111H38ZM47 112H51V113H47ZM53 112V113H52ZM64 112V113H63ZM82 112V113H81ZM86 112L88 113V116H90V118H91V116L93 115V118L96 116V119L94 118H91L92 119V121L90 120V118L86 115ZM111 112V113H110ZM115 112L117 113V114H115ZM166 112V113H165ZM178 112L180 113V114H178ZM194 112V113H193ZM198 113V115H197V113ZM221 112H224V114L226 113V115H224L223 113H221ZM227 112H229V113H227ZM68 114V116H69V118L66 116V114ZM75 113V114H74ZM85 113V114H84ZM106 113L108 114H110V115H106ZM170 113H172V114H170ZM186 115H185V114ZM196 113V114H195ZM11 114V115H10ZM13 114H18V117H16V115H13ZM28 115V116H26V115ZM115 114V115H114ZM128 116V117H126V115ZM143 114V115H142ZM145 114H147V115H145ZM154 116H153V115ZM159 114H160V116H159ZM194 114V115H193ZM218 114V115H217ZM219 114H220V116H219ZM228 114V115H227ZM31 117H30V116ZM63 115V116H62ZM65 115V116H64ZM79 117V118H77V116ZM95 115V116H94ZM113 115H114V117H113ZM134 115V116H133ZM149 115V116H148ZM158 115V116H157ZM162 115V116H161ZM196 115V116H195ZM224 116L225 118H223L222 116ZM255 115V116H254ZM13 116H15V117H13ZM21 116V115H20ZM24 116H25V118H24ZM76 116V117H75ZM81 116H84L83 118H86L85 116H87L88 118H89V120L86 118V121H84L85 123L87 122V121H90V122H87V123H90V125L91 124H94V127H96V130H95V133H96V136H98V137H107V138H105V139H108L107 141H106V143H108L109 145L111 144V143H113L114 144V146H116V145H118V143H120L119 142V140H118V137H119V139H120V137H121V135L122 136H125V137H127L128 135L130 136V137H127L128 138V140H129V143H126L127 145H121L120 146V148L119 149H121L122 148V150H120V155H122V153H126V155H123L122 157H118L117 156V158H114L112 155H111V151H110V153H107V151H109V150H106V148H107V146H106V143H105V145H103L104 143L103 142H101V143H99L98 141L97 142H95V141H87L86 143L87 144H83L82 142H81V144H79L81 147H82V149H80L81 147L78 145V148L79 149H75V148H77L76 146H75V144L74 143H76L75 142V139H78V138H75V136H76V134H77V132L78 131H81V130H79V129H83L81 126H83V125H80V123H82L83 121H81L83 118L81 117ZM103 116H107V117H109V118H106V120L108 119V121L106 122V120H105V118L103 117ZM110 116H112L113 117V119H112V117H111V119H110ZM119 116H121V118H119ZM137 116V117H136ZM174 116V117H173ZM185 116V117H184ZM187 116V117H186ZM219 116V117H218ZM15 118V119H13V118ZM29 117V118H28ZM41 117H44V118H46V120L45 119H43V120H41L42 118ZM64 117V118H63ZM99 117V118H98ZM100 117H101V119H100ZM102 117H103V119L105 120H103L102 121ZM118 117V118H117ZM134 117V118H133ZM138 117H139V119H138ZM147 117V118H146ZM156 117V121L154 120V118ZM222 117V118H221ZM67 118L69 119V120H67ZM70 118H74L75 120H74V122H73V119H70ZM77 118V119H76ZM116 118V119H115ZM159 118V119H158ZM181 118V119H180ZM217 118V119H216ZM218 118H220V120H218ZM20 121H19V120ZM23 119H25V121L23 120ZM98 119H100V121H98ZM109 119L110 120H113V122L111 121H109ZM115 119V120H114ZM119 119V120H118ZM120 119L122 120L121 122H120ZM126 119V120H125ZM132 119V120H131ZM138 119V120H137ZM144 119V120H143ZM151 119V120H150ZM153 119V120H152ZM202 119V120H201ZM225 120V121H222V120ZM256 119V120H255ZM40 120H41V122L42 121H44L45 120V122H43L44 124H43V127H41L40 128ZM63 120V121H62ZM67 120V121H66ZM81 121L80 123L78 122V121ZM94 120V121H93ZM96 120V121H95ZM136 120V121H135ZM186 120V121H185ZM214 120H216V121H214ZM254 120H255V122H254ZM24 122V123H20V122ZM64 122L65 121V123H60V122ZM137 121L141 124V125H139V124H136L137 123ZM154 122L155 121V123H153V124H151V125H149V122ZM178 121H179V123H178ZM183 121H185L184 123H181V122ZM201 123H200V122ZM217 121H221V123L220 122H217ZM257 121V122H256ZM260 121H263V126H262V122H260ZM2 122V123H1ZM20 123V129H19V127H18V124ZM39 122V123H38ZM95 122H98L97 124L95 123ZM100 122V123H99ZM105 122V123H104ZM114 122H116V123H114ZM120 122V123H119ZM126 122V123H125ZM197 122V123H196ZM208 122V123H207ZM224 122V123H223ZM225 122H226V124H225ZM227 122L229 123V128H228V125H227ZM26 123H28V125H30L29 127H31V129L30 130H32V132L30 133V131L28 130V128L25 126V124ZM103 123V124H102ZM117 123H118V126H116L117 125ZM122 123V124H121ZM214 123H216V124H221V125H225V127L223 126V128H220L219 126H221V125H215ZM101 124V126H99ZM105 124V125H104ZM116 124V125H115ZM146 124V125H145ZM148 124V125H147ZM158 124V125H157ZM182 124H184V125H182ZM185 124H187V125H185ZM195 124V125H194ZM260 124V125H259ZM39 125V126H38ZM58 125V126H59ZM63 125V126H64ZM79 125H80V127L81 128H79ZM85 125V124H84ZM88 126H89V124H87ZM182 125V126H181ZM193 125H194V128H188L187 129V127L188 126H192L193 127ZM226 125H227V127H226ZM25 126V127H24ZM57 126V127H58ZM62 126V127H63ZM91 126H93V125H91ZM97 126H98V128H97ZM146 126H149V127H146ZM153 126H155V127H153ZM181 126V127H180ZM219 127V132H218V130H217V128ZM60 127V126H59ZM58 127V128H59ZM65 127H64V130L63 131H65ZM77 127V128H76ZM84 127V126H83ZM85 127H86V125H85ZM99 127L101 128L100 130H99ZM222 127V126H221ZM24 128V129H23ZM79 128V129H78ZM173 128H174V130H176V132L173 130ZM178 128H180V129H178ZM198 128V129H197ZM224 128L225 129H227L225 132H224V135H225V140L229 137V139H227V141H225V140H223L224 139V135H223V130H224ZM25 129H27V131H29V133L27 134V132H25L26 130ZM52 129V128H51ZM77 129V130H76ZM85 129V128H84ZM223 129V130H222ZM17 130H19V131H17ZM24 130V133L22 132V131ZM98 130V131H97ZM235 130V131H234ZM22 133H21V132ZM39 131V135H41V136H43V138H39L38 140H37V142H35L36 141V135H38V133H36L35 134V132H38ZM47 131V130H46ZM45 131V132H46ZM83 132H84V130H82ZM115 131L117 132L118 131V133H115ZM240 131V132H239ZM34 132V133H33ZM44 131H43V133H45ZM73 132V133H72ZM75 132V133H74ZM100 132V133H99ZM168 132V133H167ZM230 134H229V133ZM235 133L234 135L236 136V137H234V135H232L233 133ZM10 133V132H9ZM98 133V134H97ZM112 133H113V136H112ZM163 133V135H161ZM172 133V134H171ZM181 133V134H180ZM218 133L219 134H221V135H218ZM22 134V135H21ZM24 134V135H23ZM35 134V135H34ZM80 134H81V132H80ZM78 135L79 137L80 136H82V134L81 135ZM109 134H111V135H109ZM119 134H121L120 136H118ZM229 136H228V135ZM243 136H242V135ZM28 135V136H27ZM34 135V136H33ZM105 135V136H104ZM109 135V136H108ZM115 135L117 136L116 138H114L115 137ZM228 137H227V136ZM40 136V137H41ZM45 136H46V134H45ZM159 136H161L160 138H159ZM189 136H192L191 138H194L195 139V137H193L194 135H192V133L191 134H189ZM219 136V137H218ZM239 136V137H238ZM62 137V136H61ZM77 137V136H76ZM109 137V138H108ZM177 137V138H178ZM74 138V139H73ZM130 138H131V140H130ZM159 138V139H158ZM164 138V139H165ZM231 138V139H230ZM40 139H41V141L42 140H44L42 143L40 142ZM70 140V142H69V140ZM110 139V140H109ZM221 139V140H220ZM83 140V139H82ZM160 140V141H159ZM165 140H167V139H165ZM165 140H163V141H165ZM168 140H169V138H168ZM225 141L224 143H221V141ZM74 141V143H72ZM86 140H84V142H85ZM108 141H111L110 143L108 142ZM118 141V142H117ZM39 142L41 143V144H39ZM68 142H69V144H68ZM92 142V143H91ZM136 142V143H135ZM237 142V143H236ZM67 143V144H66ZM94 143H96V144H94ZM117 143V144H116ZM158 143V144H157ZM252 145H251V144ZM5 144V145H4ZM37 144H38V146H37ZM44 144V145H43ZM92 144V145H91ZM98 144H101V145H99L98 146ZM113 144H111V145H113ZM130 144H133V145H131V146H133V148H131V146H130ZM155 144H156V146H155ZM234 144V145H235ZM260 144V145H259ZM261 144H262V146H261ZM40 145V146H39ZM69 145H71V146H69ZM74 145V146H73ZM88 145H91V147L90 146H88ZM95 145V146H94ZM98 147H97V146ZM186 145V144H185ZM184 144H183V149L181 148V151L184 153V155L186 154V156H184L183 155V153L181 152V155H180V159L182 158H185V159H187V156H189V152H190V149H189V146H188V143H187V145L185 146ZM250 145V146H249ZM254 145V146H253ZM35 148H34V147ZM119 146V145H118ZM136 148H135V147ZM213 146V147H212ZM252 146V147H251ZM258 146V147H257ZM40 147V148H39ZM88 147H89V149H88ZM103 147V148H102ZM106 147V148H105ZM123 147H125L126 149H123ZM45 148H47L46 149V151L48 152H46L45 150H43L42 151V153H41V150L42 149H45ZM51 148H53V147H51ZM62 148V150H64ZM91 148V149H90ZM155 148H156V151L152 154V152L155 150ZM158 148V149H157ZM161 148V147H160ZM263 148V149H262ZM54 149V148H53ZM257 149H259V150H257ZM34 150H35V152H34ZM38 150V151H37ZM83 150H84V152H83ZM103 150H105L106 152H104ZM123 150H124V152H123ZM263 152H262V151ZM65 151V150H64ZM65 151V152H66ZM95 151V152H94ZM148 151V152H147ZM239 151V152H240ZM243 151V150H242ZM241 151V152H242ZM39 153L40 155H38V156H36V154L35 153ZM86 152V153H85ZM94 152V153H93ZM144 152H146V153H151L150 154V156H151V158L149 157V155L148 154H144ZM244 152V151H243ZM242 152V156H245V152L243 153ZM260 152H262V153H260ZM37 153V154H38ZM50 153V154H49ZM99 153H101V154H99ZM104 153V154H103ZM105 153H106V155H105ZM159 155H158V154ZM258 153V154H257ZM48 155V157L46 156V155ZM134 154L136 155V156H134ZM154 154H155V156L156 157H154ZM235 154V153H234ZM233 154V157L235 158V162L237 161V159L236 158H239V157H242L240 154H238V155H236L237 154V150H236V154L234 155ZM260 154H262V155H260ZM110 155V156H109ZM114 155H116V154H114ZM130 155V158H128V156ZM146 155H148L147 157H149V158H145L146 157ZM240 155V156H239ZM46 156V157H45ZM68 156V155H67ZM94 156V155H93ZM124 156H126V157H124ZM133 156L135 157L134 158V161L132 160L133 159ZM145 156V157H144ZM4 157V158H3ZM5 157H6V159H5ZM123 157L125 158V159H123ZM157 157H161L160 159L159 158H157ZM263 157V158H262ZM244 158V157H243ZM259 158H260V160H259ZM55 161H54V160ZM111 159V160H110ZM113 159V160H112ZM115 159H117V160H115ZM120 159H123L122 160V162H123V164H122V162H121V160ZM149 161H148V160ZM233 159V158H232ZM244 159H246V160H248L247 162L248 163H250V159H248L246 156H245V158ZM244 159L242 160V161H244ZM2 160V161H1ZM23 160V161H22ZM52 160L54 161L53 163H52ZM120 162H119V161ZM132 160V161H131ZM163 160V159H162ZM246 160H245V162H246ZM261 160H262V162H261ZM22 161V162H21ZM25 161H26V163H25ZM117 161V162H116ZM125 161H127V163L128 164H126L125 163ZM229 161H231V162H229ZM233 161H234V159H233ZM240 161H241V159H240ZM260 161V162H259ZM6 162V163H5ZM10 162H12V163H10ZM56 162V163H57ZM114 162V163H113ZM235 162H234V165L235 166H237V165H241V164H243L242 162L240 163V164H235ZM238 162V161H237ZM246 162V163H247ZM61 163V162H60ZM229 163H232V160L230 159V160H228L227 161V164H229ZM8 164V165H7ZM21 166H20V165ZM23 164V165H22ZM134 164V165H133ZM245 164V163H244ZM13 165V166H12ZM55 165V166H54ZM59 165V166H58ZM71 164H69V165H67L66 166V169L68 168V170H70L71 171V169H70V167H72V169H73V165H71ZM10 166H12V167H10ZM259 166V167H260ZM21 167V168H20ZM216 168V169H215ZM8 169V170H7ZM16 169V170H15ZM62 169V171L60 172V170ZM36 170V171H35ZM11 172V174H10V172ZM13 171V172H12ZM15 171H17V173H18V175L16 174V172ZM29 171H30V173H29ZM54 171V170H53ZM216 171V172H215ZM20 172V173H19ZM39 172V173H38ZM40 172H41V174H40ZM60 172V173H59ZM136 172H138L139 174H137ZM151 172V173H150ZM34 173V174H33ZM28 174V175H27ZM32 174V175H31ZM37 174V175H36ZM72 175V174H71ZM135 175H136V177L137 176H139V178L137 177V179H135L136 177H135ZM165 175V176H164ZM191 175H193V176H191ZM194 175H195V179L193 178L194 177ZM40 176V177H39ZM74 176V175H73ZM12 177V178H11ZM15 177H17L16 179H15ZM42 177H43V175H42ZM132 177V176H131ZM264 177V176H263ZM71 178H74V177H72L71 176ZM198 178V179H197ZM205 178V179H204ZM17 181V183L15 182V180ZM27 179H28V181H27ZM139 179H141L140 181H139ZM194 179V180H193ZM138 180V181H137ZM143 180V181H142ZM180 182H179V181ZM241 180H245L244 178H241ZM20 181V182H19ZM137 181V182H136ZM198 181H200V182H198ZM32 184H31V183ZM130 182V183H129ZM131 182H132V184H131ZM177 182V183H176ZM183 182V183H182ZM14 183V184H13ZM29 183V184H28ZM35 183H37V184H35ZM186 183H188V185L186 184ZM129 184H131V185H129ZM146 184V185H145ZM155 184V185H154ZM178 184V185H177ZM203 185H205L204 187H203ZM29 186V187H28ZM207 186V189L205 188ZM28 187V188H27ZM36 187V188H35ZM158 189H157V188ZM196 187V188H195ZM215 187V188H214ZM149 189H150V191H149ZM154 189H155V192H154ZM214 189V190H213ZM216 189V190H215ZM25 190H27V193H28V199L26 198V191ZM28 190H30V192L28 191ZM162 193H161V192ZM195 191V192H196ZM216 191V192H215ZM117 192V196H116V193ZM151 194H150V193ZM210 192V193H209ZM30 193H32V194H30ZM150 194V197H149V194ZM209 193V194H208ZM212 193V194H211ZM25 194V195H24ZM29 194H30V196H29ZM139 194H140V196H139ZM145 194H146V196H145ZM211 194V195H210ZM218 194V195H217ZM147 195H148V197L149 198H147ZM33 198H32V197ZM34 196H36V198L34 197ZM131 196H134L133 197V200H134V198H136V197H141L142 198V200H144V198L146 199L145 200V204L144 203H140L142 200L140 199V201H136V200H134L135 202H136V204L138 205V207H137V205H135V203H134V201L132 200V197ZM212 196V197H211ZM31 197V198H30ZM122 197V198H121ZM123 198L124 199H129V201H127V200H124L123 201ZM205 198V199H204ZM30 199L32 200V201H30ZM36 199V200H35ZM60 199H61V201H60ZM158 199V200H157ZM24 200V201H23ZM38 200V201H37ZM67 200V201H66ZM236 200V201H235ZM24 203H23V202ZM27 201H28V203H27ZM57 201H58V203H63V202H65V203H63V204H65V205H62V207H60V205L57 203ZM60 201V202H59ZM63 201V202H62ZM125 201H127V202H125ZM131 201V202H130ZM160 201V200H159ZM224 203H223V202ZM26 202V203H25ZM31 202V203H30ZM35 202H38L39 204H40V206H38L37 205V203L36 204H34ZM67 202V203H66ZM204 202V203H205ZM231 202V203H230ZM15 203H17V205H15ZM23 203V204H22ZM158 203V202H157ZM20 204V205H19ZM66 204H67V206H66ZM140 204V205H139ZM236 204H237V206H236ZM134 205V206H133ZM143 205V206H142ZM145 205V206H144ZM209 205V206H208ZM228 205V206H227ZM231 205L233 206V207H231ZM30 206V207H29ZM47 206V205H46ZM56 206L57 207H59V210H58V208H56ZM65 206V208L64 209H67L68 210V212H69V210H71V209H73V207L75 208L74 210H76V211H73V210H71L73 213L75 212V216L73 215V213L70 211L69 213L68 212H66V213H64V209H63V207ZM72 206V207H71ZM140 206V207H139ZM147 206V208H145ZM209 208H208V207ZM214 208H213V207ZM220 208H219V207ZM235 206H236V208H235ZM29 207V208H28ZM133 207V208H132ZM211 207H212V209H211ZM223 207V208H222ZM240 207V208H239ZM26 208V209H25ZM40 208V209H39ZM140 208V209H139ZM143 208V209H142ZM144 208H145V210H144ZM15 209L17 210V211H15ZM28 209V210H27ZM41 209H44L45 211H46V213H45V211H42ZM56 209V210H55ZM79 209V211H77ZM132 209H134V211L132 210ZM211 209V210H210ZM222 209H224L223 211H221ZM227 209V210H226ZM234 209V210H233ZM30 210V211H29ZM52 211L51 212V215L49 214L50 212L49 211ZM57 210H58V212H57ZM151 210V211H150ZM217 210H219V211H217ZM25 211H27V212H29V213H25ZM56 212V214L53 216V214ZM59 211H60V214H59ZM62 211H63V213H62ZM152 211H154V213H152ZM215 211H217V213L218 214H216V212ZM233 211V212H232ZM238 211V212H237ZM15 212H16V214H15ZM44 213V214H41L40 215V213ZM237 212V213H236ZM32 213H33V216L32 217H30L31 215H32ZM48 213V214H47ZM76 213H78V214H76ZM80 213H81V217H80ZM130 213V214H131ZM162 213V212H161ZM212 213V214H211ZM232 213V214H231ZM14 214H15V217H14ZM28 214V215H27ZM29 214H31V215H29ZM143 214H142V217H144L143 216ZM150 214H151V216H150ZM163 215H164V217L165 216H167V218H170L172 215H174V213L170 216L169 215V217H168V215L166 214H164V213H162ZM161 214V215H162ZM214 214H216V215H214ZM39 217H38V216ZM73 215V216H72ZM153 215V216H152ZM160 215V216H161ZM163 215H162V217H163ZM177 215H179V214H177ZM182 215V214H181ZM240 215V216H239ZM34 216H36V218H37V220H36V218L34 217ZM42 216V217H41ZM49 217V220H47V218ZM51 216H53L52 218H51ZM59 216V217H58ZM83 216H86V219L85 218H83ZM148 216L150 217V218H148ZM157 216V215H156ZM58 219H56V218ZM96 217V218H95ZM164 217L162 218V219H160L159 221H163V220H167V218L166 219H164ZM173 217H175L176 218V215H174ZM180 217V216H179ZM178 217V219L177 220H180L181 221V219ZM235 217V216H234ZM238 217V218H237ZM24 218H25V220H24ZM30 218H32L33 219V222H32V219L30 220ZM41 218H45V221H44V219H41ZM56 219V220H54V219ZM73 218H74V220H73ZM79 219V221H78V219ZM94 218H95V220H96V222H94L93 223V221H94ZM104 218H105V222H104ZM175 218H174V220H175ZM241 218H242V220H241ZM41 219V220H40ZM81 219V220H80ZM84 219V220H83ZM92 219H93V221H92ZM103 221H102V220ZM101 219H100V222L101 223H103L102 225H111L112 223V221L111 220H107L106 219V217H105V215H103V218L101 217ZM146 219V220H147ZM172 219V221H174L173 220V218H170L169 220H171ZM39 220V221H38ZM70 220V222H72V223H70V225H69V227L70 228H67L66 227V225H68L69 224V221ZM72 220V221H71ZM89 220V221H88ZM154 221V224L155 223H157V221ZM12 221V222H11ZM15 221V220H14ZM21 221V220H20ZM24 221H28L27 222V224L24 226ZM30 221V222H29ZM53 221V222H52ZM74 221V222H73ZM158 221V222H159ZM179 221V223H181ZM244 221V223H242ZM11 222V223H10ZM34 222H37V224L36 223H34ZM41 223V225H40V223ZM45 222V223H44ZM50 223V222H52L53 224L51 225V223L50 224H48V223ZM55 222V223H54ZM58 222V223H57ZM109 223L110 222V224H107V223ZM239 222V223H238ZM30 223V224H29ZM32 223V224H31ZM57 223V224H56ZM83 223H86V224H83ZM89 223V224H88ZM93 223V224H92ZM11 224V225H10ZM57 225L58 227H55L54 225ZM72 224H73V226H72ZM74 224H75V226H74ZM81 224V227L83 228V229H81V227L79 226ZM83 224V225H82ZM100 224V223H99ZM150 224V225H151ZM236 224V225H237ZM244 224V225H243ZM6 225H9V226H6ZM19 225H21V227H19ZM22 225H23V228H22ZM32 225V227L33 226H35L34 228H36V227H38L39 225V227L38 228H36V229H33L32 228V230L30 229L31 226ZM47 225V226H46ZM50 225H51V227H50ZM4 226V227H3ZM11 226V227H10ZM27 226H29V229L28 230H26V232H24V230H25V228L27 229ZM72 226V227H71ZM80 227V229H79V227ZM83 226H85V227H83ZM152 226V225H151ZM197 226H198V224H197ZM46 227V228H45ZM49 227H50V229H52V227H55V228H53L52 230H50L49 229ZM76 227V228H75ZM244 227V228H243ZM17 228H18V230H19V228H20V230L18 231L17 230ZM40 228V229H39ZM153 228V227H152ZM77 229H78V231H77ZM155 229V228H154ZM154 229H150V228H148L147 229V231H149V233L151 234V232L152 233H154L155 232V230ZM180 229V230H179ZM34 230V231H33ZM45 230H47V231H45ZM67 230V231H66ZM83 230V231H82ZM129 230V231H128ZM131 230H132V232H131ZM151 230H153V231H151ZM177 230H176V232H177ZM193 230V231H192ZM29 231V232H28ZM69 231V232H68ZM72 231V232H71ZM129 234H132V233H135V234H132L133 236H135V237H140V236H142V235H140L137 231H135L133 228L132 229H127L126 230ZM187 231V233H189V234H186L185 232ZM188 231H190V232H188ZM241 231V232H240ZM243 231V232H242ZM244 231H245V233H244ZM11 232V231H10ZM12 232V233H13ZM20 232V233H19ZM23 232L25 233V234H23ZM33 233L34 235H32V234H29V233ZM67 232V233H66ZM193 232V237L191 238V237H188V235H190L191 233ZM17 233H18V235H17ZM37 233V234H38ZM60 233V232H59ZM73 233H75V234H73ZM84 233V234H83ZM136 233H138V236L136 235ZM172 232H170V234H171ZM175 233V232H174ZM20 234V235H19ZM21 234H23V235H26V234H28V238L29 239H27V237H26V239L28 240V242L26 241V242H22V241H24L25 240V237L24 238H22V236H21ZM169 234V233H168ZM173 234V233H172ZM239 234H240V236H239ZM243 234V235H242ZM40 235H38V238L40 237ZM83 235V236H82ZM192 235V234H191ZM241 235L243 236V237H241ZM43 236V235H42ZM74 237V238H72V237ZM86 237V238H83V237ZM201 236H203V237H205L203 240H208L207 242H203V241H200L201 239H200V237ZM74 240H72L71 241V238ZM93 238L92 240H93V242H92V240L91 239H89V238ZM175 237H176V234H175ZM174 237V238H175ZM241 237V238H240ZM17 238H19V239H17ZM21 238L22 239H24V240H21ZM34 238V239H33ZM48 238H49V236H48ZM47 238V239H48ZM63 238V239H62ZM83 238V239H82ZM186 238V239H185ZM189 238V240H188V242H187V244L185 243V242H183V241H185V240H187ZM209 238V239H208ZM211 238V239H210ZM240 238V240H238ZM243 238V240L241 241V239ZM66 239H67V241H66ZM69 239H70V243H69ZM82 239V240H81ZM246 239H247V241H246ZM15 240H17L18 242V244H17V246L14 248V246L13 245H15L14 244V242H16ZM142 240H144V239H142ZM221 240V239H220ZM245 240V241H244ZM253 240V241H252ZM20 241H21V246H19V244H20ZM48 241V243L50 244L48 247L49 248H52V249H55V248H53V247H56L57 249H55L56 251H58L59 252V247L58 246H56V245H54L53 247H52V245L53 244H51L50 242ZM58 241V242H59ZM90 241V242H89ZM191 241V242H190ZM193 241H196V243H193ZM211 241V242H210ZM243 243H241V242ZM244 241V242H243ZM64 242V243H63ZM158 242V243H157ZM164 242V243H163ZM167 242V243H166ZM178 242H180L182 245H178ZM216 242V243H215ZM237 242H239V243H237ZM247 242V243H246ZM24 243H26V247L25 246H23V245H25ZM62 243V244H61ZM74 243V244H73ZM76 243V244H75ZM154 243V244H153ZM165 243H166V247H165ZM179 243V244H180ZM183 243H185L186 245V247H185V249H183V247H184V245H183ZM200 243V244H199ZM204 243H206L205 245H204ZM208 243V244H207ZM209 243H211L210 244V247H209ZM218 243H219V246H218ZM224 243V244H223ZM227 243V244H226ZM249 243V244H248ZM250 243H251V245H250ZM32 244V245H31ZM156 244V245H155ZM158 244V245H157ZM164 244V245H163ZM215 246H214V245ZM222 244V245H221ZM233 244V245H232ZM241 244H242V246H241ZM245 244H247L249 247L247 248V246L245 245ZM1 245H3V246H1ZM5 245V246H4ZM77 245V246H76ZM86 245V246H85ZM97 245V246H96ZM124 245V244H123ZM154 245V246H153ZM163 245V246H162ZM196 245V246H195ZM200 245V247H198V249H195V250H193L191 247H194V248H197V246H199ZM202 245H203V247H202ZM225 245V246H224ZM228 245V246H227ZM235 245V246H234ZM253 245L255 246V247H253ZM64 246H65V244H64ZM75 249H73L72 247ZM80 246H82L81 248H80ZM88 246V247H87ZM112 246V247H111ZM114 246V247H113ZM160 246H162V247H160ZM177 246V247H176ZM211 246H212V248H211ZM222 246V247H221ZM239 246H240V248H239ZM2 247H4V248H2ZM12 247L15 249V251L13 252V249H12ZM19 247H21V248H19ZM37 249H36V248ZM69 247V248H68ZM91 247V248H90ZM111 247V248H110ZM153 247H154V249H153ZM160 247V248H159ZM171 247H176V248H171ZM180 249H179V248ZM182 247V248H181ZM207 247V248H206ZM231 247V248H230ZM234 247V248H233ZM238 247V249H235V248H237ZM251 247V248H250ZM24 248V249H23ZM48 248V249H49ZM97 248V249H96ZM224 248V249H223ZM4 249V250H3ZM22 249V250H21ZM89 249V250H88ZM98 249H100V250H98ZM156 249H159V250H156ZM172 249H174L173 251H170V250H172ZM183 249V250H182ZM226 249V250H225ZM245 249V250H244ZM251 249V250H250ZM255 249V250H254ZM7 250H11V251H7ZM78 250V251H77ZM79 250H81V253H80V251ZM87 250V251H86ZM117 250H120V252H121V249H117ZM206 251V250H208V251H206V253L204 252V251ZM220 250H221V252H220ZM225 250V252H223ZM247 250L249 251V253L247 252ZM253 250V251H252ZM24 251V252H23ZM34 251V252H33ZM45 251V250H44ZM49 251H51V249H49L48 251H46V252H49ZM55 251V252H56ZM85 252L86 253V255L84 254V253H82V252ZM116 251V250H115ZM159 251V252H158ZM184 251V252H183ZM187 251V252H186ZM194 251V252H193ZM214 251V252H213ZM227 251H228V253H227ZM231 251V252H230ZM244 251V252H243ZM261 251L263 252V253H261ZM12 252V253H11ZM17 252V253H16ZM27 252V253H26ZM104 252V254H103V256L105 255L106 256V254H109V252ZM113 251H111V253H112ZM119 251H117L116 252V255L117 254H119V255H117V257L118 256H121L120 258H118L119 260H122L121 262H123V264H127V262H128V260H130V262L131 261H133L134 262V264H138L139 262H141L142 264H144L143 262H144V260H143V254L142 253H140V255H142L141 256V258L139 257L140 255H139V253L135 256V255H131V254H128L127 252H125L126 254H124V251L122 252L124 255H125V257L127 258V256H128V258L125 260V258H124V260H123V258L122 257H124L123 255H121L122 253H118ZM163 252H168V254H165V253H163ZM190 252V253H189ZM193 252V253H192ZM250 252H255V253H253V255H252V253H250ZM14 253V254H13ZM26 253V254H25ZM102 253V254H101ZM106 253V254H105ZM163 253V254H162ZM186 253H188V254H186ZM194 253H196L195 255H194V257H193V262L191 261L192 260V254H194ZM208 253V254H207ZM224 253V254H223ZM33 254H34V256L35 257H33ZM67 254V255H66ZM77 254L78 255H80L79 257H77ZM99 254H100V256H99ZM170 254V255H169ZM206 254V255H205ZM212 254V255H211ZM215 254V255H214ZM231 254H232V256H233V258H232V256H231ZM247 254H249V255H247ZM261 254L263 255V256H261ZM26 255V256H25ZM62 255V254H61ZM61 255H60V257H61ZM114 255H115V253H114ZM113 255V256H114ZM172 255H173V257H172ZM184 255L186 256L185 258H184ZM15 257L16 258V260L15 259H13L12 257ZM23 256H24V258H23ZM56 256V255H55ZM64 256V255H63ZM74 256L77 258H74ZM129 256H132L130 259H129ZM188 256V257H187ZM228 256V257H227ZM245 256H247V257H245ZM261 256V257H260ZM10 257H11V259H10ZM58 256H56L55 258H54V256H49V258H47L46 260L48 261V264H52L51 263V261H53V260H55L56 258H57ZM60 257H59V259L57 258L56 260L59 262V263H61L60 262ZM85 257V258H84ZM107 258H108V255L106 256ZM110 255H109V258L107 259V258H105V257H103V258H105L104 259V261L102 262V263H106L107 264V261H106V259L107 260H109V262L111 261V264H113L114 262H116V259L114 258V257H112L111 258V260H110ZM135 257V258H134ZM190 257V258H189ZM206 257V258H205ZM219 257V258H218ZM32 258H33V260H32ZM39 258L41 259V260H39ZM73 258V259H72ZM91 258V257H90ZM168 258V259H167ZM186 258H188V259H186ZM208 258V259H207ZM10 259V260H9ZM19 259V262H17V260ZM52 259V260H51ZM112 259H114V261L112 260ZM165 259H167L166 261H168V262H165ZM183 259H185V260H183ZM8 260V261H7ZM37 260H39V261H37ZM45 260V261H46ZM51 260V261H50ZM56 260L53 262V264H57L58 262H56ZM68 260V261H67ZM73 260H74V262H73ZM96 260V261H97ZM119 260H117L120 264H122ZM135 260H139L138 261V263H137V261H135ZM141 260V261H140ZM174 260V261H173ZM176 260V261H175ZM205 260V261H204ZM90 261V260H89ZM96 261H94L95 263L94 264H96ZM42 262H44L43 260H42ZM108 262V264H110ZM113 262V263H112ZM133 262L132 263H130V264H133ZM178 262V263H177ZM58 263V264H59ZM90 263V262H89ZM101 263V264H102ZM118 263V264H119ZM140 263V264H141ZM41 264H43V263H41ZM44 264H45V262H44ZM63 264V263H62ZM91 264V263H90ZM183 264V263H182ZM233 264V263H232ZM248 264V263H247ZM250 264V263H249ZM264 264V263H263Z\"/></svg>",
	"mask_w": 264,
	"mask_h": 264
},
{
	"label": "bare ground",
	"instance_id": "2",
	"mask_svg": "<svg viewBox=\"0 0 264 264\" xmlns=\"http://www.w3.org/2000/svg\"><path fill=\"white\" fill-rule=\"evenodd\" d=\"M48 1V0H47ZM50 1V0H49ZM48 1V2H49ZM114 1H116V0H114ZM122 1V0H121ZM130 1V0H129ZM129 1L128 0H123V7H125V6H130L131 4H133V6L135 5L133 2L131 3H129ZM200 1V2H199ZM198 1V3H204V2H202V1H204V0H199ZM214 1V2H213ZM247 1H250V0H245L244 1V3H249V4H251V3H253V1H251V2H247ZM255 1V0H254ZM260 2L261 0H257V2ZM119 2V1H118ZM164 3H162L161 5H164V7L163 8H165V10L160 6H158L159 8H161L162 9V11H163V15L161 16V18H160V20L158 19V17L156 18V20L158 19L159 20V24H163V25H165L167 28H169V27H171L174 23L175 24H178L179 25V27L180 28H186V27H188V26H190L189 24H191V20L192 19H194V17H193V15H192V10L194 9H192V7H191V0H165V1H163ZM236 2H240V3H242V5H243V7H241V6H237L238 4H240V3H235L236 5H230V7L231 6H233V7H239L241 10H244V9H246L247 7L249 8V6L247 5V7H245L244 6V4H243V2H241V0H237ZM256 2V1H255ZM254 2V5L256 4ZM262 2V1H261ZM260 2V3H261ZM121 3V2H120ZM198 3H197V5H198ZM210 3H212V5L213 4H216L217 2H216V0H211L210 1ZM262 3H264V1L262 2ZM138 4V3H137ZM136 4V5H137ZM202 4H201V6L200 7H203L202 6ZM208 4V3H207ZM205 5V8L203 7V9H205L206 10V8L208 9H210V7H207L208 5ZM233 4H234V2H233ZM259 4V3H258ZM121 5V4H120ZM146 5H148V4H146ZM151 5V4H150ZM160 5V4H159ZM217 5H218V3H217ZM217 5H216V7H217ZM241 5V4H240ZM253 5V4H252ZM257 5V4H256ZM255 5V6H256ZM122 6V5H121ZM138 7H139V4L137 5ZM214 6V8H216L215 7V5H213ZM255 6H250V7H255ZM264 6V5H263ZM262 6V7H263ZM136 7V6H135ZM142 7V6H141ZM150 7V6H149ZM156 7V6H155ZM220 7H221V5H220ZM228 7V6H227ZM235 7V9H237ZM127 8V7H126ZM144 8H146L145 6H144ZM143 8V9H144ZM247 8V9H248ZM135 8H133L132 6L131 7H128V10L130 11L129 12V15L131 14V15H134V14H132V12L133 13H138V11L137 10H139L137 7H136V11L137 12H135V10H134ZM141 9V8H140ZM157 9V8H156ZM156 9H155V11H156ZM161 9H159V11L161 10ZM202 9V11H204ZM208 9V10H209ZM217 9V8H216ZM221 9V8H220ZM239 9V10H240ZM256 9H257V7H256ZM149 10V9H148ZM153 10V9H152ZM151 10V11H152ZM198 10V9H197ZM222 10H223V7H222ZM222 10H220V12L222 11ZM230 10H231V8H230ZM230 10H229V7H228V11H222V12H229V13H225V15L227 16L228 15V17L230 16L229 14H231L232 15V17H230V18H232L231 20L232 21H234L235 19H234V17L235 18H240V20L242 19L243 20V17H242V13L244 14L245 12L244 11H242V13H241V15H238V9H237V12L235 11V10H231V12H230ZM260 10H261V5H260ZM6 11V10H5ZM147 11V10H146ZM158 11V10H157ZM162 11H160L159 12V14L157 15V16H160V14L162 13ZM194 11V13H195V10H193ZM210 11V10H209ZM208 11V12H209ZM233 11H235V13H237V14H234V12ZM246 11V10H245ZM254 11V10H253ZM262 11V10H261ZM154 12V11H153ZM219 12V11H218ZM241 12V11H240ZM248 12V11H247ZM146 13H148V12H145L144 14H146ZM199 13V12H198ZM217 13V12H216ZM252 13H254V14H256L255 12H252ZM262 13V12H261ZM149 14L150 15H154V14H156V13H154V14H152V13H150L149 12ZM201 14H204V16H205V13L204 12H201ZM200 14V15H201ZM206 14H207V10H206ZM210 14V13H209ZM220 14V13H219ZM223 14V13H222ZM130 15V16H131ZM149 15V16H150ZM195 15H198L197 14V12L195 13ZM212 15V14H211ZM214 15V14H213ZM218 15V14H217ZM235 15H238L237 17L235 16ZM257 15V14H256ZM148 16V15H147ZM152 16H150V18H149V20H151L152 18ZM156 16V15H155ZM203 16V15H202ZM206 16H208V15H206ZM234 16V17H233ZM241 16V17H240ZM132 18H130L131 20L129 21H127L126 23L127 24H129V26L131 25V27H129V29H133V30H136L137 32L139 31V30H137V27H138V25H139V27L140 28H142V29H144L143 27H141V26H143V25H140L141 23H138V22H140V21H138L137 22V19H135V17H134V19L136 20V21H134V19H133V16H131ZM143 17H145L144 15H143ZM200 16L198 15V18L197 19H200L199 18ZM209 17V16H208ZM215 17V16H214ZM225 17V16H224ZM14 17H13V15H11L9 12H2V13H0V33H2L3 32V30H7V29H9V28H11L12 26H15L14 25V22L16 21V19H15V21H14V19H13ZM196 18V17H195ZM202 18H204V17H202ZM212 18H213V16H212ZM211 18V19H212ZM143 19V18H142ZM145 20L143 21L144 22V26H145V23H149V22H145L146 21V19L147 18H144ZM153 19H155L154 17H153ZM161 19H162V21L163 22H160L161 21ZM210 19V20H211ZM156 20H154L153 22L155 23V21ZM239 20V21H240ZM147 21H148V19H147ZM194 22L193 23H195V20H193ZM199 20H197V22H198ZM236 21V20H235ZM135 22H137L138 23V25H137V23H135ZM141 22H142V20H141ZM213 22V21H212ZM215 22V21H214ZM17 23V22H16ZM15 23V24H16ZM133 23H135L134 25H136V26H134V25H132ZM156 23H158V21H156ZM199 23V22H198ZM239 22L237 21V24H238ZM242 22H240V24H241ZM18 24V23H17ZM150 24H151V22H150ZM236 23H234V25H235ZM239 24V25H240ZM20 25V24H19ZM152 25V24H151ZM150 25V28L152 27ZM156 25V24H155ZM158 25V24H157ZM195 25H197V23L195 24ZM194 25V26H195ZM122 26L124 27V25L122 24ZM134 26V27H133ZM147 26H149V25H147ZM193 26V25H192ZM123 27L121 28V29H123ZM128 28V26H126L125 25V28ZM126 28V30H127V32H125V34L126 33H128L129 31H128V29ZM154 28H156V27H154ZM195 28V27H194ZM196 28H198V27H196ZM233 28V27H232ZM18 29V28H17ZM20 29H21V26H20ZM142 29H140V30H142ZM153 29V28H152ZM258 29V28H257ZM1 30H2V32H1ZM11 29H9V31H10ZM14 30V29H13ZM12 30V31H13ZM36 30L37 29H35V32H36ZM65 30V29H64ZM126 30H124V31H126ZM193 31H194V29H192ZM198 30V29H197ZM197 30H195V32H197ZM259 30H262V28H259ZM21 31V30H20ZM135 31V32H136ZM156 31H157V29H156ZM200 31V30H199ZM198 31V35H203L202 34V32H199ZM201 31H202V29H201ZM33 31H31V32H29V34H31ZM17 33V32H16ZM121 33H122V31H121ZM138 33H142V32H138ZM158 33V32H157ZM157 33H156V35H157ZM194 33V32H193ZM259 33V32H258ZM257 33V35H259V39L256 37V41H258V43L259 44H261V42L263 41V39H260V38H262V36H264V32L263 33H261L260 32V34H258ZM12 34V33H11ZM47 34H49V35H47ZM46 35L48 36V41L49 42H54V43H58V42H60V40H61V38H63L64 37V31H63V29L62 28H60V27H55V26H53V27H51V29H50V31L47 33ZM123 34V33H122ZM125 34H123V36H125ZM152 34H154V33H152ZM195 34V33H194ZM21 35V34H20ZM32 35H36V34H32ZM31 35V36H32ZM138 35H142V34H138ZM155 35V36H156ZM0 36H2V35H0ZM11 36H14V35H11ZM153 36V35H152ZM158 37H157V39H155L156 41H158V43H156V46H155V49H153L154 51H160V50H162L163 49V47H164V41L162 40L163 39V36L160 34V35H157ZM126 37V36H125ZM205 37V36H204ZM29 38V35H28V37H27V39ZM33 38V37H32ZM32 38L30 37V39H31V42H32ZM35 38V37H34ZM138 38L139 37H137V40H138ZM154 38V37H153ZM152 38V39H153ZM191 38V37H190ZM197 38V37H196ZM202 38V37H201ZM201 38H198V39H201ZM19 39V38H18ZM25 39V38H24ZM125 39V38H124ZM126 39L129 41V39L126 37ZM191 39H193V38H191ZM34 40V39H33ZM62 40H64V39H62ZM184 40H188V38H186V39H184ZM194 40V39H193ZM192 40V41H193ZM202 40V39H201ZM21 41V40H20ZM45 41V40H44ZM100 41V40H99ZM125 41V40H124ZM139 41V40H138ZM137 41V43H140V42H138ZM180 41H182V40H180ZM190 41V40H189ZM203 41V40H202ZM201 41V42H202ZM27 42V41H26ZM102 42V41H101ZM135 42V41H134ZM133 42V43H134ZM149 42V41H148ZM151 42H154V40L153 41H151ZM179 42V41H178ZM199 42H200V40H199ZM264 42V41H263ZM263 42H262V44H263ZM18 43V42H17ZM97 43H99V42H97ZM192 42H189V44H191ZM196 43V42H195ZM27 44V43H26ZM93 44V43H92ZM151 44V43H150ZM153 44V43H152ZM180 44H182V42L180 43L179 42V45ZM185 44V43H184ZM16 45V44H15ZM20 45H21V43H20ZM94 45V44H93ZM99 45L100 44H97L96 46L100 49V51H98L99 53L102 51L101 49V46L99 47ZM155 45V44H154ZM179 45H176L177 47L179 46ZM18 46V45H17ZM16 46V47H17ZM152 46V45H151ZM182 46H183V44H182ZM185 46H189L188 44H185L183 47H185ZM193 46H194V44H193ZM261 46V45H260ZM19 47H21V46H19ZM95 48L96 49V51H97V49L98 48ZM103 48H104V46H102ZM106 47V46H105ZM180 47V46H179ZM190 47V46H189ZM0 48H2V47H0ZM9 48V47H8ZM8 48H7V50H8ZM14 48V47H13ZM34 48V47H33ZM32 48V49H33ZM36 48H38V47H36ZM92 48V47H91ZM112 48V47H111ZM152 48H154V46L152 47ZM186 48V47H185ZM262 48H264L263 46H262ZM5 49V48H4ZM3 49V50H4ZM17 49V48H16ZM21 49V48H20ZM22 49H23V46H22ZM40 49V48H39ZM95 49H94V51H95ZM115 49H117L115 46H114V49H112L113 51H115ZM178 50L180 49V48H177ZM176 49V50H177ZM10 50V49H9ZM42 50V49H41ZM40 50V51H41ZM103 50H105V49H103ZM174 51V52H176V53H174L173 52V50L171 49V58L169 59V60H166V61H164L163 63L160 61H157L156 62V60H155V62L157 63V64H159L158 66H157V64H156V66H154V63H152L153 65H151V63L150 64H148L146 67L147 68H145V69H140L137 73H136V71H137V69L135 70V72L133 71L134 70V68H137V67H134L133 69H132V73L130 72V70H129V72H127V74L128 73H130V77H131V75L133 76V74H135V76H133V77H129L130 79H128V84H130V83H132L130 80H132V78H133V80L132 81H134V82H136V83H134L133 85H138L136 88H137V92L136 93H138V89H139V86L142 88H144V87H148V86H146L147 84H148V82H149V80L152 78L151 77V75H153L154 74V72L156 71L157 73H160V75L162 74L163 76H165L166 77V84H168L169 85V87H171V89L173 88V90L175 89V91H176V89H177V91H178V89L180 88V90H181V87H183V86H181V82H183V80H181L180 79V74L182 75L181 77H183L184 79L186 78V79H189V78H187V75L188 74H185V72L183 73V71H180V74H179V69H182V68H178V65L180 66L181 64L182 65H184L183 63H181L180 64V60H181V58H182V60H181V62L182 61H184L183 60V56H182V53L181 52H179V51ZM186 50V49H185ZM184 50V51H185ZM2 51V50H1ZM15 51V50H14ZM17 51V50H16ZM15 51V52H16ZM24 51V50H23ZM94 51H93V55L95 54V53H97L96 51H95V53H94ZM182 51V50H181ZM18 52V51H17ZM41 52H43V51H41ZM135 52V51H134ZM224 52V51H223ZM225 52H226V50H225ZM10 53H11V50H10ZM10 53H8V54H10ZM34 53V54H33ZM219 53H221V51L219 52ZM263 53V52H262ZM7 54V53H6ZM15 54L16 53H14V56H15ZM38 54H39V56H38ZM64 54V53H63ZM92 54V53H91ZM90 54V55H91ZM110 54H112V53H110ZM109 54V55H110ZM135 54V53H134ZM184 55H185V53H183ZM222 54V53H221ZM220 54V55H221ZM248 54H249V52H248ZM3 55H4V53H3ZM22 55V57H23V55H25V54H21ZM58 55H60V54H58ZM109 55H107V56H109ZM170 55V54H169ZM223 55V54H222ZM225 55H226V53H225ZM246 55V56H245ZM244 55V57L247 59H245L246 60V63H244V66L246 67L245 68V71L247 72V74L249 73V75L250 74H253V71H255L256 70V63H255V60L256 59H254L255 58V54H254V56H251V58L250 57H248L247 58V56H249V55H247V54H245ZM251 55V54H250ZM253 55V54H252ZM7 56V55H6ZM5 56V57H6ZM13 55H12V57L14 58V59H16L15 57H14ZM26 56V55H25ZM87 57H88V54L86 55ZM218 56H219V54H218ZM224 56V55H223ZM242 56V55H241ZM241 56H240V58L239 59H241ZM256 56H257V54H256ZM259 56V55H258ZM257 56V57H258ZM2 58H4V56H1ZM8 57V56H7ZM7 57H6V59H7ZM27 57H28V59H32V61L31 62H29L28 60V65H29V69H31L30 71H32V73H34V74H32V73H30V75L32 76V77H34V79H36L37 78V80L36 81H38V79L40 78V76L42 77V78H44L43 76V72H44V70H46L47 69V67H44V64H46V63H44L43 62V60H42V56L40 55V52H39V50L37 49H35L34 48V50L32 51L31 50V53L29 54V55H27ZM26 57V58H27ZM91 57H93V56H91ZM220 57V56H219ZM253 57V58H252ZM260 57V56H259ZM258 57V58H259ZM9 59H11V62H13L12 61V58H10V56L8 57ZM25 58V57H24ZM58 58H60L59 56H58ZM61 58H63V59H61ZM61 60H64L65 58L63 57V56H61ZM106 58V61L108 60V58L109 57H105ZM111 58H112V55H111ZM169 58V57H168ZM184 58H186V57H184ZM257 58V59H258ZM20 59H22V58H20ZM60 59H59V61H60ZM88 60H89V57L87 58ZM95 59V58H94ZM102 59H104V58H102L101 57V60ZM187 59V58H186ZM2 60V59H1ZM4 60H5V58H4ZM18 60V59H17ZM17 60L15 61V64H17V66H18V63H16L17 62ZM24 60H26V59H24ZM81 60V59H80ZM83 60H84V58H83ZM91 60V59H90ZM144 60V59H143ZM242 60V59H241ZM245 60H244V58H243V61L245 62ZM6 61H8V60H5V62ZM20 61V60H19ZM26 61V62H27ZM57 61H58V59H57ZM56 61V62H57ZM85 61V60H84ZM98 61V60H97ZM105 61V60H104ZM110 61H111V59H110ZM142 61V60H141ZM153 61V60H152ZM187 61V60H186ZM185 61V62H186ZM257 61V60H256ZM1 62V61H0ZM2 62H3V60H2ZM1 62V63H2ZM11 62H9L10 64L9 65H11ZM21 63H20V65L21 64H24V62L25 61H23V63H22V61H20ZM55 62V63H56ZM60 62H62V61H60ZM80 61H78L77 60V63H79ZM81 62H82V60H81ZM80 62V63H81ZM91 62V61H90ZM94 62V61H93ZM92 62V63H93ZM101 62V61H100ZM159 62V63H158ZM241 62V61H240ZM0 63V64H1ZM54 63V64H55ZM76 63V61H75V63H74V65L75 64H77ZM86 63V62H85ZM90 64V66L89 67H87V68H85L86 67V65H88V64H77V66H74V67H76V70H75V72L77 71V73L75 74L76 76L77 75H79V76H83V74L87 77V78H91L90 79V84H92V86H95V84L96 83H94V79H95V77H93V73H92V75L90 74L91 72H92V70H94L95 68H96V66L94 67V65H96L97 63H94V64ZM102 63H105V62H102ZM102 63H100V65H98V67L97 68H101L102 69ZM141 63V62H140ZM139 63V64H140ZM160 63H162V66H161V64ZM13 64V63H12ZM134 64V63H133ZM139 64H137V65H139ZM142 64H143V62H142ZM212 64V63H211ZM214 64V63H213ZM5 65H7V64H5ZM5 65H3V66H5ZM19 65V66H20ZM25 65H26V63H25ZM93 65V66H92ZM104 65V64H103ZM108 65V64H107ZM106 65V66H107ZM111 65V64H110ZM141 65V64H140ZM139 65V66H140ZM242 66L243 64L241 63H238L236 66L237 67H239V66ZM1 66V65H0ZM14 66V65H13ZM12 65L10 66V67H13ZM16 66V65H15ZM14 66V67H15ZM57 66H58V64H57ZM65 66V65H64ZM100 66V67H99ZM105 65L103 66V68L104 67H106ZM134 66V65H133ZM132 66V67H133ZM160 66V67H159ZM185 66V65H184ZM211 66V65H210ZM6 67V66H5ZM10 67H9V69H10ZM26 67H27V65H26ZM52 67V66H51ZM62 67V66H61ZM65 67H68V65L67 66H65ZM65 67H64V69H65ZM94 67V68H93ZM109 67V66H108ZM119 67V66H118ZM121 67V66H120ZM142 67V66H141ZM140 67V68H141ZM182 67V66H181ZM215 67H216V65H215ZM215 67H213L214 69H215V71H216V68ZM237 67H235L236 68V70L238 69L239 70V68H237ZM1 68H2V66H1ZM0 68V69H1ZM25 68V67H24ZM46 68V69H45ZM49 68V67H48ZM60 68V67H59ZM58 68V69H59ZM85 68V69H84ZM92 68V70L90 71V73L88 72V70L87 69H91ZM107 68V67H106ZM240 68H243V67H240ZM8 69V68H7ZM15 69V68H14ZM19 69H21V67L19 68L18 67V69H17V71L19 70ZM26 69V68H25ZM52 70L54 69L53 67L51 68ZM51 69H47V71H49V72H52V71H50ZM62 69V68H61ZM69 69H70V71H71V66L69 67ZM119 71L118 72H120L121 70L119 69V68H117ZM122 69V68H121ZM210 70L209 71H211V68H209ZM219 69V68H218ZM217 69V71H218V73H220V70H218ZM3 70H4V68H3ZM11 70H12V68H11ZM23 70V69H22ZM67 70H68V68H67ZM86 70H87V72H86ZM114 70H115V68H114ZM241 71H242V69H240ZM257 70H259L258 68H257ZM1 71V70H0ZM5 71H7V70H5ZM15 71V70H14ZM21 71V70H20ZM18 71L17 73L18 74H20V76H17L18 77V79L19 78H23L22 79V84L24 83H27L28 81L31 83L32 82V80L30 81L29 80V77H30V75H29V73H28V68H27V70H23L24 71V74L22 73L23 71ZM25 71H27V75L29 76H27L26 75V73H25ZM35 71V72H34ZM37 71V72H36ZM54 71V70H53ZM62 71H63V69H62ZM69 71V70H68ZM97 71H101V70H98L97 69ZM103 71V70H102ZM101 71V72H102ZM2 72V71H1ZM0 72V73H1ZM48 72V73H49ZM55 72V71H54ZM65 72L66 73H68L66 70H65ZM65 72H61L60 70H59V74H57L58 76H54L53 75V72H52V75H53V77H56L57 79H59V81L62 83H60V88L61 89H59V87L56 85V88L57 89H49V93L50 94H48V90L46 89V88H48L47 86L45 87V89L44 90H46V92H44L43 91V86L41 87L42 89H41V91H43L44 92V96L43 95H36V98L37 97H39V104H38V102H37V104L39 105V109L41 110H39V109H35V108H33L32 109V107H30L32 110H33V112L36 110L37 112H31L32 110L31 109H29V105H30V102L32 101V100H35V97H32V96H30L31 98H33V99H31L30 98V101H28V104L29 105H27V97L25 96L26 94H27V92H28V90L30 89V88H28V86H29V84L27 83L26 84V86L24 85V90H25V88H28L27 90H25V95L23 94L24 93V90L22 91V92H19V94H18V98L19 97H24L25 96V98H20V100L21 101H19L18 99H17V95H15L16 94V92H14V91H16V86H18L19 85V91H21V87L20 86H22V84L21 83H19V84H14V82H9L8 81V79H7V81L10 83V85L11 84H14L15 85V89H13L11 86H10V89L12 90V95H13V97H15L16 96V99H17V101H16V99H15V101L13 100V102L12 101H10V102H6V101H8V100H2L4 103L6 102V103H13L14 105H15V103L16 104H18V103H20L21 104V102H22V106L21 105H19V107H18V105H15V106H13V104L11 105V106H13V107H15V108H11L10 107V104H8L7 105V107H8V109H9V112L11 111L10 110V108L12 109V110H14V111H16V109H17V111L15 112V113H18V112H20L21 113V111H22V113L21 114H19V117H18V114L16 115V114H13V115H16V117H18V118H20V120H22V114L24 115V112L25 113H28L29 114V112L31 113L30 115L32 116V113H33V115L35 114H38V115H36L37 116V118L43 113V115H41V116H44L45 117V115H46V113H44L45 111H48V110H50L49 108H54V109H57L56 111H61V109H62V107H70V106H73L72 105V103L74 102V103H76L75 102V100H74V97H75V95H76V92L72 89V87H75V84H76V80H78V81H80V80H82V78L80 77V78H76V80H75V83H74V85H73V80H68L69 78H66V77H68L67 75L69 74H66ZM73 71H71V73H72ZM79 72V73H78ZM105 72V71H104ZM104 72H102L103 74H104ZM123 72V71H122ZM155 72V73H156ZM257 72H259V71H256V73ZM14 73V72H13ZM16 73V72H15ZM36 73V74H35ZM45 73V75H46V71L44 72ZM48 73H47V75H48ZM57 73V72H56ZM64 73V75H62ZM71 73H70V75H71ZM82 73V74H81ZM94 73H96V70H94ZM121 73V72H120ZM126 73V72H125ZM153 73V74H152ZM156 73V74H157ZM186 73H189V72H187L186 71ZM191 73V75H192V73L193 72H190ZM195 73V72H194ZM209 73V72H208ZM207 73V74H208ZM215 74H218L217 72H214ZM255 73V72H254ZM255 73V74H256ZM260 73V72H259ZM3 74V73H2ZM9 74H10V70H9ZM22 74H23V76L24 75H26V77L28 78V79H26V78H24L23 76H22ZM39 74H42V75H40L39 76ZM50 75H51V73H49ZM107 74V73H106ZM183 74L184 75H186V77L185 76H183ZM197 74V72L195 73V75ZM198 74H201V72L200 73H198ZM206 74V73H205ZM207 74H206V76H207ZM213 74V73H212ZM246 74V75H247ZM262 74H264V72L262 73L261 72V75ZM6 74H3V75H1V77L2 76H5ZM7 75H8V73H7ZM11 75V74H10ZM13 75V74H12ZM35 75V76H34ZM39 77H38V76ZM51 75V76H52ZM72 75H73V73H72ZM120 75H122V74H120ZM208 75H210V73L208 74ZM219 75V74H218ZM249 75H247V76H249ZM261 75H259L258 76V79H260V78H262V76ZM15 76H16V74H15ZM22 76V77H21ZM75 76V77H76ZM95 76V75H94ZM125 76H127L126 74H125ZM128 76H129V74H128ZM127 76V77H128ZM150 76V77H149ZM162 76V77H163ZM202 76V75H201ZM200 76V77H201ZM215 76H217V75H215ZM214 76V77H215ZM220 76H221V73H220ZM253 76H254V74H253ZM252 76V77H253ZM256 76V75H255ZM1 77H0V79H1ZM14 77V76H13ZM31 77V79H33ZM46 77V76H45ZM72 77V76H71ZM73 77H74V75H73ZM86 77H83L84 79L86 78ZM94 79H93V78ZM150 79H149V78ZM199 77V78H200ZM205 77V75L204 76H202V78H204ZM209 78L207 79L206 77V80H208V82L206 81V80H203L202 78V80L203 81H206L207 83H206V85L209 83V82H211V76H208ZM7 78V77H6ZM11 78V77H10ZM14 78H16V77H14ZM14 78H12L11 79V81H13V79ZM42 78H40L39 80H41ZM102 79H103V77H101ZM100 78V79H101ZM157 79V77H154L153 79ZM182 78V79H183ZM196 78V77H195ZM194 78V79H195ZM253 78H255V77H253ZM18 79H16V80H18ZM49 79H50V77H49ZM51 79H52V77H51ZM51 79L50 80H47V79H45L44 78V82H45V80H47V82L48 83H46V84H49V82H51ZM71 79V78H70ZM73 79V78H72ZM75 79V78H74ZM88 79V80H89ZM97 79V78H96ZM95 79V80H96ZM109 79V78H108ZM113 79V78H112ZM117 79H118V77H117ZM120 80L121 79H123V78H119ZM127 78H124L123 80L125 81ZM164 79V78H163ZM163 79H162V83H164L163 82ZM190 79H191V76H190ZM189 79V80H190ZM193 79V78H192ZM200 79V80H201ZM211 79V80H210ZM216 79V78H215ZM217 79H218V76H217ZM221 79H224L223 77H221ZM251 79V78H250ZM2 80H5V78L3 79L2 78ZM1 80V81H2ZM15 80V79H14ZM21 80V79H20ZM23 80L25 81V82H23ZM87 80V79H86ZM122 80V81H123ZM147 80V81H146ZM159 81H160V79H158ZM165 80V79H164ZM196 80V79H195ZM210 80V81H209ZM226 80V79H225ZM27 81V82H26ZM35 81V80H34ZM33 81V82H34ZM52 81H54V78H53V80ZM57 80L55 79V82H56ZM85 81V80H84ZM100 81V80H99ZM109 81V80H108ZM112 81V80H111ZM113 81H114V79H113ZM117 81H119V80H117ZM181 81V82H180ZM219 81V82H218ZM218 81H216V83H218V84H220V83H222V82H224V80L223 81H221V80H218ZM226 81H228V80H226ZM226 81H225V83H226ZM264 81V80H263ZM3 82V81H2ZM8 82H4V84H6V85H8L9 86V84H8ZM16 82V81H15ZM40 82H42V81H40ZM39 81L37 82V83H40ZM82 82V81H81ZM86 82V81H85ZM84 82V84H86ZM95 82H97V81H95ZM101 82V81H100ZM121 82V81H120ZM126 83H127V81H125ZM161 82V81H160ZM199 82V81H198ZM202 82V81H201ZM230 83H233L234 81H229ZM17 83V82H16ZM34 83H36V82H34ZM36 83V84H37ZM53 83V82H52ZM87 83H88V85H89V82L87 81ZM93 83H94V85H93ZM98 83V82H97ZM102 83V82H101ZM123 83V82H122ZM122 83H121V86H123L122 85ZM145 83H147V84H145ZM161 83V84H162ZM184 83V82H183ZM182 83V84H183ZM187 83V82H186ZM200 83V82H199ZM212 83V82H211ZM225 83H222V84H224V86H222L221 84L219 85V87L221 88V91L222 92H225L226 91V89H228V90H231L232 92H237L235 89H237V86H236V88L234 87L235 86V82L231 85H229V83L228 84H225ZM54 84V83H53ZM52 84V85H53ZM103 84H105V83H103ZM124 84V83H123ZM128 84H124L125 85V87H126V85L127 86H129ZM188 84V83H187ZM201 85H202V83H200ZM214 84H215V82H214ZM214 84L212 85V87L214 86ZM218 84H216V85H218ZM1 85V84H0ZM3 85V84H2ZM6 85L3 87V88H5L6 87ZM13 85V86H14ZM31 85H33V84H31ZM30 85V86H31ZM41 85H43V84H41ZM73 85V86H72ZM108 85V84H107ZM135 85V86H136ZM185 87H186V85L185 84H183ZM204 85V84H203ZM202 85V86H203ZM215 85V86H216ZM226 85H229V87H227L226 89H224L225 87H226ZM7 86V87H8ZM29 86V87H30ZM35 86V85H34ZM37 86V85H36ZM40 86V85H39ZM49 86H51V84L49 85ZM90 86V85H89ZM88 86V87H89ZM96 86L98 87L99 86V84H96ZM100 86H101V84H100ZM103 86V85H102ZM105 86H106V84L104 85V87L103 88H105ZM109 86V85H108ZM132 86V85H131ZM131 86H130V88H128L127 90L129 91L130 89H131ZM181 86V87H180ZM200 86V85H199ZM205 86V85H204ZM239 86V85H238ZM23 87V86H22ZM53 87V86H52ZM76 87H77V85H76ZM91 87V86H90ZM97 87H94L95 89H94V93H96L95 92V90H97L96 88ZM205 87H207V86H205ZM217 87V86H216ZM224 87V88H223ZM1 88V87H0ZM32 88V87H31ZM34 88V87H33ZM36 88V87H35ZM34 88V89H35ZM51 88V87H50ZM124 88V87H123ZM127 88V87H126ZM140 88V89H141ZM199 88V87H198ZM207 88H209V86L207 87ZM37 90H38V88H36ZM35 89V90H36ZM59 89V90H58ZM107 89V88H106ZM135 91H136V89L135 88H133ZM148 89H149V87H148ZM167 89H169L170 90V88H168L167 87ZM182 89H184V88H182ZM201 89H203V88H201ZM206 89V88H205ZM218 88H209V90L208 89H206L207 90V92H206V90H204L203 92V94H205V96L207 95V94H210V96L211 95H213V94H216L217 96H218V93H219V95L221 96V97H227V99L228 100H226V99H223V100H220L218 103L216 102V99L217 100H219V99H221V97L219 98V97H217V96H215V95H213L212 97H214L215 96V100L212 98V101H215V103H214V107H212L211 105H209V104H212V101L211 100H209L208 99V97H210L209 95H208V97H206V98H204V100L205 99H207V100H209V101H211V102H209V101H207V105H206V107H208V109L210 110V108H209V106L210 107H212L213 109H215V110H219L218 111V113L220 112V109H221V107L223 108V106L225 105V106H227V110H232L233 111V109H235V106H234V104L236 103V99L238 98V100H239V97H237L233 102L232 101H230L229 100V98H231L232 96H230L229 98H228V95L231 93V92H229L228 90L226 91V92H228L229 94L227 95V94H224L223 95V93L220 91V90H217ZM242 89V88H241ZM240 89V90H241ZM57 90V91H56ZM74 92H73V91ZM75 90H76V88H75ZM81 90H85L84 88H82ZM91 90H92V88H91ZM99 90V89H98ZM101 90H103V89H101ZM100 90V91H101ZM144 90H146L147 91V89L146 88H144ZM172 90V91H173ZM180 90L178 91V92H180ZM225 90V91H224ZM238 93L239 92H241V91H239V87H238ZM246 90V89H245ZM30 91H33V89L32 90H29V92ZM39 91H40V89H39ZM41 91L39 92V94L41 93ZM71 91H72V95H74V96H72L71 95ZM78 91H80L79 89H78ZM77 91V92H78ZM93 91V90H92ZM99 91V93L101 94V92ZM123 91H126V89L124 88V90ZM174 91V92H175ZM177 91H176V95H177ZM218 91H220V92H218ZM247 91V90H246ZM81 93H82V91H80ZM86 91H84V93H85ZM103 92V91H102ZM118 92V91H117ZM119 92L121 93V91L119 90ZM130 93L131 92H133L132 90H130L129 91ZM140 92V91H139ZM148 92V91H147ZM199 92V91H198ZM242 92H244V91H242ZM241 92V94H239V96L240 97H242L243 95V93ZM248 92V91H247ZM22 93V94H21ZM33 93V92H32ZM34 93H37V92H34ZM75 93V94H74ZM81 93H79L78 92V94L79 95H81ZM119 93V94H120ZM126 93V92H125ZM134 93V92H133ZM167 93V92H166ZM184 93V92H183ZM207 93V94H206ZM222 93V94H221ZM238 93H237V95H238ZM77 94V95H78ZM86 95H85V97L86 96H88L87 95V93H85ZM91 94H92V96H91V98L93 97V92H91ZM97 94V93H96ZM100 94H99V96H100ZM140 94V93H139ZM170 94V93H169ZM172 94V93H171ZM175 94V93H174ZM192 94H195L194 93V90H192V92H191V95ZM197 94H199V93H197ZM197 94H195V95H197ZM200 94H202L201 92H200ZM199 94V95H200ZM202 94V95H203ZM235 94V93H234ZM2 94H0V96H1ZM29 95H31V93L30 94H27V96H29ZM32 95H34V94H32ZM76 95V97H78ZM121 95V94H120ZM119 95V96H120ZM125 95V94H124ZM130 95V94H129ZM133 95V97H135L134 96V94H132ZM141 96H142V94H140ZM181 95H183L182 94V91H181ZM232 95V94H231ZM242 95V96H241ZM5 96V95H4ZM81 96H83V95H81ZM81 96H80V98H81ZM103 96V95H102ZM119 96H115V99H116V97H119ZM122 97H123V95H121ZM126 96H128L127 95V93H126ZM125 96V97H126ZM173 96V95H172ZM180 96V95H179ZM192 96H194V95H192ZM198 96V95H197ZM197 96H194V97H197ZM204 96V95H203ZM202 96V97H203ZM236 96V95H235ZM2 97H3V95H2ZM9 96L7 95V98H8ZM11 97V96H10ZM75 97V98H76ZM84 97V96H83ZM84 97V98H85ZM122 97H119V99H122ZM143 97V96H142ZM183 97V96H182ZM181 97V98H182ZM201 97V96H200ZM217 97V98H216ZM225 97V98H226ZM244 97V98H243ZM242 98V100H241V102L244 104V105H247L248 103H247V97L248 96H246L245 94H244V96H243ZM1 98V97H0ZM29 98V97H28ZM79 98V97H78ZM77 98V99H78ZM96 98V97H95ZM95 98H93V100L95 99ZM130 98V97H129ZM162 98V97H161ZM180 97H178V99H179ZM211 98V97H210ZM235 98V97H234ZM233 98V99H234ZM246 98V99H245ZM2 99V98H1ZM5 99V98H4ZM11 99V98H10ZM14 99V98H13ZM38 99V98H37ZM36 99V100H37ZM83 99V98H82ZM114 99V100H115ZM126 99V102H128L127 101V99H128V97L127 98H125ZM133 99V98H132ZM132 99H131V104H132ZM135 99H136V97H135ZM137 99H138V97H137ZM136 99V100H137ZM172 98H170V100H171ZM175 99V98H174ZM197 99V98H196ZM22 100H25L26 101V104H25V102H23ZM29 100V99H28ZM78 100H80V99H78ZM83 100H86V99H83ZM89 100H90V98H89ZM129 100V99H128ZM136 100H133V101H136ZM157 100H159V99H157ZM181 100V99H180ZM180 100H178V101H180ZM200 102H201V105L203 106L205 103V101L203 102L204 104H202V100L203 99H201L200 98ZM237 100V101H238ZM1 101V100H0ZM1 101V102H2ZM81 102H83L82 100H80ZM96 101V100H95ZM116 101H117V99H116ZM162 101V100H161ZM166 101V100H165ZM182 101V100H181ZM196 101V100H195ZM2 102V103H3ZM85 102V101H84ZM124 102V101H123ZM129 102H130V100H129ZM139 102V101H138ZM157 102H159V101H157ZM156 102V103H157ZM173 102V101H172ZM175 102V101H174ZM177 102V101H176ZM198 102V101H197ZM208 102H209V104H208ZM235 102V103H234ZM238 102H240V100L238 101ZM1 103V104H2ZM3 103V104H4ZM5 103V104H6ZM34 102H32V104L31 105H36V103H34ZM73 103V104H74ZM79 103V102H78ZM78 103H76V104H78ZM94 103H96V102H94L93 101V105H94ZM111 103V105L110 104H108V106H112V108H114V107H116V110L119 112V110H120V112H121V109H123L124 108V106H123V104L121 105V103H120V101H118V102H116V103H118L117 105H118V107H119V104L121 105V106H123V108L122 107H120L119 109H118V107L114 104L115 102L113 101V103H112V101L110 102ZM156 103H154V106H158V103H157V105H156ZM161 103V102H160ZM163 103H165L166 105H167V103H169V102H163L162 101V104ZM181 103V102H180ZM220 103H222L223 105H220ZM234 103V104H233ZM47 104V105H46ZM50 104V105H49ZM91 104V102L89 101V105ZM114 106H113V105ZM125 104V103H124ZM133 104H135V103H133ZM139 104V103H138ZM137 104V105H138ZM171 104H173V103H171L170 102V104H168V106H166V107H169V105H170V110L169 111H171V109L173 110H176L175 109V107L174 108H171V106L173 107V105H171ZM196 104H198V103H196ZM215 104H217V105H220L219 107L217 106V109L215 108ZM37 105V106H38ZM48 106L49 105V107L48 108H46V106ZM75 105V104H74ZM80 105V104H79ZM88 105V104H87ZM87 105L85 106V107H87ZM147 105V104H146ZM159 105H161V104H159ZM179 105V104H178ZM193 105H194V103H193ZM200 105V104H199ZM236 105V107H237V104H235ZM21 106V107H20ZM81 106V105H80ZM82 106H84L83 104H82ZM91 106V105H90ZM96 106V105H95ZM108 106H107V108H108ZM130 106V105H129ZM128 106V107H129ZM163 106H164V104H163ZM177 106V105H176ZM198 106V105H197ZM202 106H200L201 108H203ZM224 106V107H225ZM3 107V106H2ZM5 107V106H4ZM58 107H59V109H58ZM60 107H61V109H60ZM77 107H79V106H77ZM76 107V108H77ZM97 107H99V106H97ZM106 107V106H105ZM104 107V105H103V108H105ZM146 107V106H145ZM150 107H152V109H154V107L153 106H150ZM205 107V106H204ZM21 109V110H18V109ZM22 108H23V110H22ZM42 108H43V110H42ZM68 108H66V111H68L67 109ZM72 108V107H71ZM71 108H69L71 111H69L68 112V114L71 112V116H74V115H72V109ZM94 108H96V107H94ZM110 109H111V107H109ZM108 108V109H109ZM177 108V107H176ZM219 108V109H218ZM250 108H253L252 106L250 107ZM46 109V110H45ZM73 109H75V108H73ZM82 109L84 110V108L82 107ZM91 109V108H90ZM97 110H98V108H96ZM100 109V108H99ZM102 109V108H101ZM136 109H138V107L136 108ZM149 108L147 107L145 110H147V112L146 113H148V110ZM155 109H156V107H155ZM161 109H162V107H161ZM182 109V108H181ZM184 109V108H183ZM195 109V108H194ZM194 109H193V111H194ZM223 109H225V108H223ZM45 110V111H44ZM81 110V109H80ZM82 110V111H83ZM88 110H89V108H88ZM93 110V109H92ZM97 110L95 111V110H93V113L92 114H94V111H95V114L97 113ZM104 110V109H103ZM112 110V109H111ZM115 110V109H114ZM115 110V111H116ZM133 110H134V108H133ZM140 110V109H139ZM143 110V109H142ZM166 110V109H165ZM178 110V109H177ZM215 110H213L214 112H215ZM226 110V111H227ZM236 110V109H235ZM234 110V111H235ZM14 111L12 112V113H14ZM39 111V112H38ZM44 111V112H43ZM51 111V110H50ZM65 111V110H64ZM75 111V110H74ZM84 111H86V110H84ZM99 111V110H98ZM106 111V110H105ZM110 110H108V111H106V112H109ZM116 111V112H117ZM122 111H124V110H122ZM141 111V110H140ZM155 111V110H154ZM167 111V110H166ZM179 111H180V109H179ZM184 111V110H183ZM183 111H181V112H183ZM196 111H197V109H196ZM212 111V112H213ZM221 111H222V109H221ZM232 111H231V113H232ZM233 111V112H234ZM62 112V111H61ZM91 111L89 110V112L88 113H90ZM115 112V114H117ZM160 112V114H162L161 113V111H159ZM172 112V111H171ZM195 112V111H194ZM193 112V113H194ZM41 113V114H40ZM47 113H51V112H47ZM53 113V112H52ZM64 113V112H63ZM82 113V112H81ZM88 113L86 112V115L88 116ZM101 113H102V115L104 114L103 112H101V110H100V116H101ZM111 113V112H110ZM122 113V112H121ZM121 113L119 114V115H121ZM142 113H144L143 111H142ZM166 113V112H165ZM173 113V112H172ZM172 113H170V114H172ZM197 113V112H196ZM195 113V114H196ZM221 113H223L224 114V112H221ZM227 113H229V112H227ZM59 114H60V112H59ZM66 114V113H65ZM68 114H66V116L69 118V116H68ZM75 114V113H74ZM85 114V113H84ZM114 114V115H115ZM148 114H150V113H148ZM160 114H159V116H160ZM178 114H180L179 112H178ZM185 114V113H184ZM11 115V114H10ZM21 115V116H20ZM26 115V114H25ZM29 115V116H30ZM61 115V114H60ZM97 116H99L98 115V113L96 114ZM106 115L108 116V115H110L109 113L107 114L106 113ZM114 115H113V117H114ZM126 115V114H125ZM143 115V114H142ZM145 115H147V114H145ZM153 115V114H152ZM163 115V114H162ZM161 115V116H162ZM186 115V114H185ZM194 115V114H193ZM197 115H198V113H197ZM218 115V114H217ZM224 115H226V113L224 114ZM228 115V114H227ZM26 116H28V115H26ZM30 116V117H31ZM63 116V115H62ZM65 116V115H64ZM70 116V117H71ZM77 116V115H76ZM75 116V117H76ZM85 116L88 120H89V118H90V116ZM95 116V115H94ZM107 116H103L104 118H105V120H106V118H109V117H107ZM134 116V115H133ZM149 116V115H148ZM154 116V115H153ZM158 116V115H157ZM196 116V115H195ZM219 116H220V114H219ZM218 116V117H219ZM222 116V115H221ZM255 116V115H254ZM13 117H15V116H13ZM12 117V118H13ZM44 117H41L42 119L41 120H43V119H45L46 120V118H44ZM82 118L84 117V116H81ZM103 117H102V121L104 120L103 119ZM111 117L112 116H110V119H111ZM113 117H112V119H113ZM126 117H128L127 115H126ZM137 117V116H136ZM174 117V116H173ZM185 117V116H184ZM187 117V116H186ZM223 118H225L224 116H222ZM221 117V118H222ZM24 118H25V116H24ZM29 118V117H28ZM64 118V117H63ZM67 118V120H69ZM77 118H79L78 116H77ZM76 118V119H77ZM86 118H83L81 121H83L84 119V121H86ZM91 118H93V115L91 116ZM90 118V120L92 121V119ZM95 119H96V116L94 117ZM93 118V119H94ZM99 118V117H98ZM118 118V117H117ZM119 118H121V116H119ZM134 118V117H133ZM147 118V117H146ZM13 119H15V118H13ZM26 119V118H25ZM25 119H23L24 121H25ZM70 119H73V122H74V118H70ZM100 119H101V117H100ZM100 119H98V121H100ZM109 119V121L111 122H113V120H110ZM116 119V118H115ZM114 119V120H115ZM138 119H139V117H138ZM137 119V120H138ZM156 119V117L154 118V120ZM159 119V118H158ZM181 119V118H180ZM217 119V118H216ZM19 120V119H18ZM19 120V121H20ZM41 120H40V128L41 127H43V122H45V120L44 121H42L41 122ZM66 120V121H67ZM104 120V121H105ZM119 120V119H118ZM126 120V119H125ZM132 120V119H131ZM144 120V119H143ZM151 120V119H150ZM153 120V119H152ZM157 120V119H156ZM155 120V121H156ZM202 120V119H201ZM218 120H220V118H218ZM222 120V119H221ZM256 120V119H255ZM255 120H254V122H255ZM63 121V120H62ZM60 122V123H65V121L64 122ZM80 120L78 121L79 123L81 122ZM82 122V123H80V125H83V126H81L83 129H79V128H81L80 127V125H79V130H81V131H78L77 132V134L79 135L80 134V132H81V134H82V136H78L77 134H76V136H75V138H78V139H75V142L76 143H74V141L72 142V143H74L75 144V146L77 147V148H75V149H79L78 148V145L79 144H81V142L83 143V144H87L86 142L88 141H95V142H99V143H101V142H103L104 144L103 145H105V143H106V141L108 140V139H105V138H107V137H98V136H96V133H95V130H96V127H94V124H91V125H93V126H91L90 125V123H87V122H90V121H87L86 123L85 122ZM94 121V120H93ZM96 121V120H95ZM108 121V119L106 120V122ZM122 120L120 119V122H121ZM136 121V120H135ZM155 121L153 122H149V125H151V124H153V123H155ZM186 121V120H185ZM184 121V122H185ZM214 121H216V120H214ZM222 121H225V120H222ZM26 122V121H25ZM70 122H71V120H69V123H68V121L65 123V125L64 124H62V125H57V126H55V127H51L50 129H49V127L51 126V124H50V126L48 125L47 126V128L45 127V125H47V124H49V123H46V124H44V127H43V129H45V130H41L40 131V134L42 133L43 135H44V140H45V143L46 144H48L49 145V149H50V152L51 151H53L54 153H52V155H50L49 157H54L55 159H56V157H58L59 159H58V162H57V160H56V162H55V164L57 165L58 163L61 165V168H63V171H62V169L60 170V172L62 171V173L60 174V175H56L57 173H54L56 170H59L60 168L58 167V168H56V170H55V168L54 169H52L51 167H53V166H51V159L49 160V162H48V160H45L44 159V156L43 157H41V156H39V157H31V159H32V162H30L29 164H27L26 166H24L23 164V168L22 169H20V171H21V173H23V172H26L27 170H33V169H37V170H41V172H43L42 173V175H43V177H42V175H41V179H40V181H39V184L37 185L38 186V188H37V191H35L36 189H32L31 188V186L33 185L31 182V186L29 187L30 189H31V192H32V190H33V192L35 193V195H36V193H39V194H42V197H41V200H42V202H39L40 204H42V205H44L46 208L48 207L49 209H50V206H48L50 203H52L55 199L56 200H58V198H65V199H67L68 200V203L69 204H73L74 203V201H76V202H78L77 204L79 205V207L81 206L82 208L81 209H83L82 211H81V213L82 214H85V215H87V213H88V215L90 214V216H97L98 215V217H102L103 218V215H105V217H106V219L107 220H111L112 222V224L111 225H102L104 222H105V218H104V222L103 223H101L100 222V219H101V217H100V219L99 218H96L97 219V222H99L98 224H96V223H94V222H96V220H95V218H94V221H93V219H92V221H93V226H86V231H83V232H85V234H86V237L88 236V234H90L93 238H94V242H96L97 243V245H99V248L100 249H105V247L104 246H108L109 247V244L111 245H113V244H115V245H118L119 244V242H122L123 244H121L120 245V247H115V250L114 249H112L111 247V251H113L112 253H111V251L109 252V249L107 250V248L105 249V250H107V252H109V254H106L107 252L106 251H103V254H104V252H106L105 254H106V256L108 255V258H109V255L111 256L110 257V260H111V258L112 257H114L115 259H116V262H112L113 264H118L119 262L117 261V260H119L118 258H120L121 256H118L117 257V255H119V254H117L116 255V252L117 251H119L120 252V250H117L118 248L119 249H121V252L120 253H122L123 251H124V254H126L125 252H127L128 254H133V255H137L138 253H139V255H140V253H142L144 256H143V260H144V264H161V261H160V257L162 258H164V255L163 256H160L159 257V255L160 254H156V251L155 250H152L151 248H150V245H148V243H149V241L152 239V240H154L153 239V237L155 238V240L154 241H159V240H156V237H157V239H163V238H165V236L166 235H168V237H169V235L171 236V235H173V236H171V237H173L172 239H176L177 240V237H178V240H179V236L180 235H183V231L182 230H185L186 228H184L183 229V227L184 226H182L183 224H185V226L186 225H189L190 223H196V227H197V229H196V231H195V234L194 235H198V236H196L195 238H197V237H199V235L202 233V232H200V231H202L201 230V228L203 229V230H205V234H206V236L208 235L207 234V232L209 233V236L214 240V239H217L218 240V242H220V241H222L223 240V242L224 241H228L229 240V243L231 244V240L230 239H235L236 237H237V231L239 230H236V228H238V224H237V220L235 219L236 218V216H237V214L235 215V212H233V214H234V216H232V215H230V214H227L226 212H224L223 210L224 209H220L221 211H223L224 213H222V212H220L219 214L217 213V211H219V210H217V211H215L216 212V214H218L217 216H215V217H213V215H208V214H206L208 211L205 209L206 208V206H205V204H206V202L204 201V200H202L203 199V197H201V198H199L198 196H197V189L196 190H194V189H192L191 188V186L189 185L188 187L187 186H183V184L181 185L180 183H179V185L176 187V188H174L175 190H173V191H169L168 190V192L166 191V193L167 194H162L163 196L161 197V199H160V197L157 199L158 201H153L152 200V197H150V192L152 191H150V189H151V187L152 186H150L151 185V183L150 184H148L147 183V180H149V182H154V180L155 179H157L158 177H160L162 174H167V173H171V171H172V169L173 168H177V167H181L183 170H185V171H187V172H191V173H202L203 174V176L206 178V185L207 184H214V180L216 179V182L215 183H218V188L220 187L221 189H222V192H221V194L223 195L222 197H224L222 200H224V199H226V200H228L227 202H228V204H229V200H230V198H232V197H234L235 198V196L237 197V201H238V204H239V206L241 207V209H242V212L240 213L241 214V217H243L244 218V220H245V223H244V221L242 222V223H244L245 224V229H246V231H247V233H246V235H245V238H252L254 241L256 240V242L258 243L259 242V246L260 247H263V251H264V162H263V164L260 166V164L259 165H254L253 163H252V161L254 162L256 159H257V157H258V155L257 156H255V150H251V149H253V148H249L248 149V140L249 139H247L246 137H250V136H246V137H242V138H240L239 139V141H241L240 142V144H241V146H243V148H241L244 152H245V156L248 158V159H250V163H248L247 161L248 160H246V159H244L245 158V156H242L241 154H242V152L240 151V148L239 147H237V149H236V146H237V144H235V142L234 143H232V140L234 139L233 137H232V139H231V141H230V143H228V145L225 143V145H222V144H217V145H214V147L213 148H209V146H207V143L205 142V140H203L202 139V135L203 134H200L201 132H198V130L196 131L195 129L196 128H194V125H193V127L192 126H188L187 127V129L188 128H194V129H189V130H186V126H183V128L185 127V129L182 131H180L181 133H183V135H184V138L180 135V137H175V136H173V134L172 135H170L171 136V138L168 136V134L166 135V138H165V136H163L162 137V144L160 143V146H159V149L160 150H158V153L160 154H158L159 156H162V159L161 160H159V161H161L160 163H159V165L157 166V168H155V170L151 173V174H148V175H146V176H142L141 178L144 180V182L145 183H147L148 184V186H150V189H149V197H148V195H147V198H149V199H145L144 198V200H142V198L141 197H136V198H134V200H136V201H140V199L142 200L140 203L142 204V203H144L145 202V200H146V202H148L150 205H152V206H155L157 209H155V211L156 210H158L157 212H159L158 214H155L154 213V211H152V213H154V216H153V218L155 217H157V218H159V220L160 219H162L163 217H164V215L162 214V213H166L167 215H168V217H169V215L171 216L173 213H174V215H176V218L175 217H173L174 215H172L170 218H173V220H174V218H175V220L174 221H172V219L171 220H169L170 218H167V216H165L164 217V219H166L167 218V220H163V221H159V220H156L157 221V223H155L154 224V221L155 220H153V224H151L152 222V220H150V222L148 223V219H147V217H145V215L143 214V216L144 217H142V214H141V216H138V217H136V215L134 216L131 212H130V209H128L129 210V212H126L127 211V208L129 207H127V208H125L127 205V203H129V202H127V201H129V199H124L123 198V201L124 200H127V201H125V202H127L126 204L125 203H121V201H120V197H116L117 199H115V198H112V196L110 195V191L112 192L111 194H113V191L112 190H116L117 189V191L119 190L120 191V193L118 194L119 196H120V194H122L123 195V193H125L124 194V196H128V197H130V195L128 194H126L127 192L128 193H130L131 191H130V188H129V186H128V184H127V182L129 181V179L131 178H133V170L131 169V168H133L132 166H131V168L130 167H128V166H126V165H121V164H118V163H116V164H112L111 163V165H107L106 164V162H104V160L102 159L104 156H102V158L100 157H95V155H96V152L98 151V150H101V147H99V149L97 150V148H95L96 149V152H95V154H91L92 153V149H94V147H93V145H92V147H91V145H88V146H90L91 148V151H89V153H88V151L86 150V154H81V151H76L77 153L76 154H73V156L71 157V155H70V157H69V151L71 150V153H73L75 150L73 149V147L71 148V147H69L68 148V153H67V149H66V147L65 148H63L61 145H63V146H65L64 145V143L62 144L61 143V141L63 142L64 141V139H65V142L67 141L66 139H67V137L65 136V135H62L64 132L66 133L67 131H69L68 130V127H70V125L69 126H67V127H65L66 126V124H70ZM119 122V123H120ZM181 122V121H180ZM183 121L181 122V123H184ZM200 122V121H199ZM217 122H220L221 123V121H217ZM257 122V121H256ZM260 122H262L261 124H262V126H263V121H260ZM2 123V122H1ZM19 123V122H18ZM21 124L22 123H24L23 121L22 122H20ZM20 123L18 124V127L20 126ZM72 123V122H71ZM75 123V122H74ZM96 124L98 123V122H95ZM100 123V122H99ZM105 123V122H104ZM114 123H116V122H114ZM126 123V122H125ZM151 123V124H150ZM178 123H179V121H178ZM197 123V122H196ZM201 123V122H200ZM208 123V122H207ZM224 123V122H223ZM73 124V123H72ZM86 125V127H85V125ZM87 124H89V126L87 125ZM103 124V123H102ZM122 124V123H121ZM136 124H139V125H141L138 121H137V123ZM215 125H218V124H216V123H214ZM225 124H226V122H225ZM64 125V126H63ZM105 125V124H104ZM116 125V124H115ZM146 125V124H145ZM148 125V124H147ZM158 125V124H157ZM182 125H184V124H182ZM181 125V126H182ZM185 125H187V124H185ZM219 125H221V124H219ZM218 125V126H219ZM227 125H228V128L230 127L229 126V123L227 122ZM227 125H226V127H227ZM260 125V124H259ZM25 126L28 128L30 125H28V123H26L25 124ZM24 126V127H25ZM39 126V125H38ZM63 126V127H62ZM99 126H101V124L99 125ZM116 126H118V123H117V125ZM180 126V127H181ZM217 126V127H218ZM222 126V127H221ZM221 126H219L220 128H223V126L225 127V125L223 124V125H221ZM64 127H65V131H63L64 130ZM72 127V126H71ZM71 127H70V130H72L73 129V127H72V129H71ZM146 127H149V126H146ZM153 127H155V126H153ZM219 127L217 128V130H218V132H219ZM66 128H67V131H66ZM77 128V127H76ZM85 128V129H84ZM97 128H98V126H97ZM19 129H20V127H19ZM24 129V128H23ZM31 129V127H29L28 128V130L30 131V133L32 132V130H30ZM101 128L99 127V130H100ZM178 129H180V128H178ZM198 129V128H197ZM26 131L25 132H27V134L29 133V131H27V129H25ZM47 130V131H46ZM74 131H75V129H73ZM77 130V129H76ZM82 130H84V132L82 131ZM173 130H174V128H173ZM223 130V129H222ZM227 129H225L224 128V130H223V135H224V132L226 131ZM17 131H19V130H17ZM22 131V130H21ZM20 131V132H21ZM43 131L45 132V133H43ZM98 131V130H97ZM175 132H176V130H174ZM228 131V130H227ZM235 131V130H234ZM10 132V133H9ZM9 132H8V129L3 125V123L0 125V156H1V154H2V151H3V143H6V142H4V140L5 141H8V142H10L11 143V145H12V143H13V141H14V139H16V137H17V134H20L19 132H11L10 130H9ZM23 133H24V130L22 131ZM21 132V133H22ZM76 132V131H75ZM74 132V133H75ZM240 132V131H239ZM34 133V132H33ZM36 133H38V135H36L35 137H36V141L35 142H37V140L39 139V138H43V136H41V135H39V131L38 132H35V134ZM68 134H69V132H67ZM73 133V132H72ZM100 133V132H99ZM115 133H118V131L116 132L115 131ZM168 133V132H167ZM192 133V135H194L193 137H195V139L194 138H191L192 136H189V134H191ZM229 133V132H228ZM231 133V132H230ZM229 133V134H230ZM233 133V132H232ZM34 134V135H35ZM45 134H46V136H45ZM80 134V135H81ZM98 134V133H97ZM222 134V133H221ZM221 134H219L218 133V135H221ZM235 133H233L232 135H234ZM22 135V134H21ZM24 135V134H23ZM33 135V136H34ZM70 135H72L73 136V134H69V139H71V137H70ZM109 135H111V134H109ZM108 135V136H109ZM118 135V134H117ZM121 134H119L118 136H120ZM123 135V134H122ZM121 135V137H120V139H119V137H118V140H119V142L120 143H118V145H116V146H114V144L113 143H111V144H113V145H109L108 143H106V146H107V148H106V150H109V151H107V153H110V151H111V155L114 157V158H117V156L118 157H122L123 155H126V153H122V155H120V150H122V148L121 149H119L120 148V146L121 145H127L126 143H129V140H128V138L127 137H130L129 135L127 136V137H125V136H122ZM161 135H163V133L161 134ZM228 135V134H227ZM226 135V136H227ZM236 135V134H235ZM234 135V137H236ZM242 135V134H241ZM28 136V135H27ZM41 136V137H40ZM62 136V137H61ZM105 136V135H104ZM112 136H113V133H112ZM229 136V135H228ZM227 136V137H228ZM243 136V135H242ZM63 137H65L64 139H62ZM117 136L115 135V137L114 138H116ZM161 136H159V138H160ZM219 137V136H218ZM239 137V136H238ZM109 138V137H108ZM158 138V139H159ZM167 139V140H165V139ZM168 138H169V140H168ZM68 139V140H69ZM74 139V138H73ZM83 139V140H82ZM227 139H229V137L227 138ZM227 139L225 140V135H224V139L223 140H225V141H227ZM238 139V138H237ZM237 139H234L233 141H236ZM44 140H42L41 141V139H40V142L42 143ZM72 140V139H71ZM84 140H86L85 142H84ZM110 140V139H109ZM130 140H131V138H130ZM163 140H165V141H163ZM221 140V139H220ZM221 141V143H224L225 141ZM101 141V142H100ZM160 141V140H159ZM252 140H249V142H251ZM39 142V144H41ZM69 142H70V140H69ZM69 142H68V144H69ZM109 143L111 142V141H108ZM118 142V141H117ZM38 143V142H37ZM71 143V142H70ZM92 143V142H91ZM136 143V142H135ZM187 143H188V146H189V149H190V152H189V156H187V159H185V158H181L180 159V155H181V148L183 147V144L185 145H187ZM237 143V142H236ZM252 143V142H251ZM250 143V144H251ZM67 144V143H66ZM94 144H96V143H94ZM117 144V143H116ZM158 144V143H157ZM235 144V145H234ZM252 144H254V143H252ZM251 144V145H252ZM5 145V144H4ZM44 145V144H43ZM99 145H101V144H98V146ZM131 145H133V144H130V146ZM185 145V146H186ZM260 145V144H259ZM37 146H38V144H37ZM40 146V145H39ZM69 146H71V145H69ZM74 146V145H73ZM80 146V145H79ZM95 146V145H94ZM97 146V145H96ZM97 146V147H98ZM102 146V145H101ZM155 146H156V144H155ZM250 146V145H249ZM254 146V145H253ZM261 146H262V144H261ZM34 147V146H33ZM51 147H53V148H51ZM81 147V146H80ZM135 147V146H134ZM161 147V148H160ZM252 147V146H251ZM258 147V146H257ZM263 147V146H262ZM35 148V147H34ZM40 148V147H39ZM62 148L66 151H64V150H62ZM103 148V147H102ZM131 148H133V146H131ZM136 148V147H135ZM264 148V147H263ZM262 148V149H263ZM5 149V148H4ZM46 149L47 148H45V149H42L41 150V153H42V151L43 150H45L46 151ZM80 149H82V147L80 148ZM88 149H89V147H88ZM123 149H126L125 147H123ZM158 149V148H157ZM183 149V148H182ZM48 150V149H47ZM236 150H237V154H236ZM257 150H259V149H257ZM38 151V150H37ZM104 152H106L105 150H103ZM156 151V148H155V150L152 152V154L154 153ZM240 151V152H239ZM262 151V150H261ZM34 152H35V150H34ZM47 152V151H46ZM55 152H56V157H55ZM83 152H84V150H83ZM91 152V153H90ZM93 152V153H94ZM123 152H124V150H123ZM148 152V151H147ZM157 152V151H156ZM243 152V153H244ZM255 152V153H254ZM263 152V151H262ZM262 152H260V153H262ZM38 153V152H37ZM37 153H35L36 154V156H38V155H40L39 153L37 154ZM48 153V152H47ZM75 153V152H74ZM146 152H144V154H145ZM183 153V152H182ZM236 154V155H238V154H240L242 157H239V158H236L237 159V161L235 162V158L233 157V154ZM50 154V153H49ZM99 154H101V153H99ZM104 154V153H103ZM114 154H116V155H114ZM146 154H148L149 155V157L151 158V156H150V154L151 153H146ZM234 154V155H235ZM258 154V153H257ZM46 155V154H45ZM68 155V156H67ZM105 155H106V153H105ZM148 155H146V157L145 158H149V157H147ZM183 155H184V153H183ZM239 155V156H240ZM260 155H262V154H260ZM47 157H48V155H46ZM45 156V157H46ZM110 156V155H109ZM134 156H136L135 154H134ZM133 156V161H134V157ZM157 156V155H156ZM155 156V154H154V157H156ZM184 156H186V154L184 155ZM124 157H126V156H124ZM123 157V159H125ZM244 157V158H243ZM254 157L256 158V159H254ZM4 158V157H3ZM128 158H130V155L128 156ZM157 158H161V157H157ZM234 159V161H233V159ZM263 158V157H262ZM5 159H6V157H5ZM123 159H120L121 160V162H122V160ZM232 160V163H229V164H227V161L228 160ZM240 159H241V161H240ZM244 159V161H242ZM54 160V159H53ZM52 160V163L55 161H53ZM111 160V159H110ZM113 160V159H112ZM115 160H117V159H115ZM131 160V161H132ZM148 160V159H147ZM245 160H246V162H245ZM259 160H260V158H259ZM2 161V160H1ZM23 161V160H22ZM21 161V162H22ZM119 161V160H118ZM149 161V160H148ZM61 162V163H60ZM117 162V161H116ZM120 162V161H119ZM229 162H231V161H229ZM234 162H235V164H240L241 162L243 163V164H241V165H237V166H235L234 165ZM255 162H257V161H255ZM260 162V161H259ZM261 162H262V160H261ZM6 163V162H5ZM10 163H12V162H10ZM25 163H26V161H25ZM114 163V162H113ZM125 163L126 164H128L127 163V161H125ZM218 163L219 164H221V163H223V165H220V166H224V164H225V166L223 167V169H221L222 171H221V173L219 174V176L217 177V178H215L214 179V175L217 173L216 171V173H213V171H214V167H216V165H218ZM245 163V164H244ZM54 164V163H53ZM69 164H71V165H73V169H72V167H70V169H71V171L70 170H68V168L66 169V166L67 165H69ZM122 164H123V162H122ZM8 165V164H7ZM20 165V164H19ZM70 165V166H71ZM134 165V164H133ZM13 166V165H12ZM12 166H10V167H12ZM21 166V165H20ZM55 166V165H54ZM59 166V165H58ZM260 166V167H259ZM21 168V167H20ZM217 169H219L218 167H216ZM215 168V169H216ZM8 170V169H7ZM16 170V169H15ZM54 170V171H53ZM36 171V170H35ZM10 172V171H9ZM13 172V171H12ZM16 172V174L18 175V173H17V171H15ZM41 172H40V174H41ZM56 172H58V171H56ZM59 172V173H60ZM20 173V172H19ZM29 173H30V171H29ZM39 173V172H38ZM137 174H139L138 172H136ZM10 174H11V172H10ZM24 174V173H23ZM34 174V173H33ZM72 174V175H71ZM214 174V175H213ZM218 174V173H217ZM28 175V174H27ZM32 175V174H31ZM37 175V174H36ZM74 175V176H73ZM71 176L72 177H74V178H71ZM132 176V177H131ZM165 176V175H164ZM191 176H193V175H191ZM135 177H136V175H135ZM138 178H139V176H137ZM137 177L135 178V179H137ZM215 177H216V175H215ZM12 178V177H11ZM17 177H15V179H16ZM194 179H195V175H194V177H193ZM204 178V179H205ZM241 178H244L245 180H241ZM14 179V180H15ZM193 179V180H194ZM198 179V178H197ZM17 180V179H16ZM15 180V182L17 183V181ZM141 179H139V181H140ZM142 180V181H143ZM27 181H28V179H27ZM138 181V180H137ZM136 181V182H137ZM179 181V180H178ZM20 182V181H19ZM180 182V181H179ZM198 182H200V181H198ZM130 183V182H129ZM177 183V182H176ZM183 183V182H182ZM14 184V183H13ZM29 184V183H28ZM35 184H37V183H35ZM131 184H132V182H131ZM131 184H129V185H131ZM187 185H188V183H186ZM146 185V184H145ZM155 185V184H154ZM215 185V184H214ZM35 185H33V187H34ZM205 185H203V187H204ZM27 187V188H28ZM36 188V187H35ZM152 188H155V187H152ZM157 188V187H156ZM196 188V187H195ZM206 189H207V186L205 187ZM215 188V187H214ZM131 189H133V188H131ZM158 189V188H157ZM214 190V189H213ZM216 190V189H215ZM26 192V198L28 199V193H27V190H25ZM29 192H30V190H28ZM135 189L134 190H132V192H131V194L132 195H134V193H135ZM196 191V192H195ZM123 192V193H122ZM134 192V193H133ZM154 192H155V189H154ZM161 192V191H160ZM163 192V191H162ZM161 192V193H162ZM216 192V191H215ZM136 193H138V192H136ZM136 193H135V195H136ZM210 193V192H209ZM208 193V194H209ZM30 194H32V193H30ZM30 194H29V196H30ZM39 194H37L36 196L37 197H39ZM116 194V196H117V192L115 193ZM212 194V193H211ZM210 194V195H211ZM25 195V194H24ZM114 195V194H113ZM218 195V194H217ZM36 196H34L35 198H36ZM139 196H140V194H139ZM145 196H146V194H145ZM32 197V196H31ZM30 197V198H31ZM127 197V198H128ZM132 197V200H133V197L134 196H131ZM212 197V196H211ZM33 198V197H32ZM122 198V197H121ZM37 199H40V197L39 198H37ZM205 199V198H204ZM33 200V199H32ZM31 199H30V201H32ZM36 200V199H35ZM55 200V201H56ZM66 200V201H67ZM133 200V201H134ZM235 200V201H236ZM24 201V200H23ZM22 201V202H23ZM38 201V200H37ZM60 201H61V199H60ZM59 201V202H60ZM225 201V200H224ZM231 201V200H230ZM63 202V201H62ZM76 202L74 203V206H75V208H79L78 206H76L77 204H76ZM131 202V201H130ZM158 202V203H157ZM205 202V203H204ZM223 202V201H222ZM24 203V202H23ZM22 203V204H23ZM26 203V202H25ZM27 203H28V201H27ZM31 203V202H30ZM34 203V202H33ZM37 203V205L39 204L38 202H35L34 204H36ZM57 203H58V201H57ZM63 203H65V202H63ZM61 204V203H58L59 205H60V207H62V205H65V204ZM67 203V202H66ZM134 203H135V205H137L136 204V202L134 201ZM224 203V202H223ZM231 203V202H230ZM29 204V203H28ZM40 204L38 205V206H40ZM53 204H55V205H57L56 203H53ZM53 204H50V205H53ZM123 204H125V206H124V208L126 209V211L124 210V208H123ZM130 204V203H129ZM145 204V203H144ZM15 205H17V203H15ZM20 205V204H19ZM47 205V206H46ZM55 205H53L52 207H51V210L54 208V206ZM140 205V204H139ZM66 206H67V204H66ZM134 206V205H133ZM143 206V205H142ZM145 206V205H144ZM209 206V205H208ZM207 206V207H208ZM228 206V205H227ZM229 206H230V204H229ZM236 206H237V204H236ZM236 206H235V208H236ZM30 207V206H29ZM28 207V208H29ZM41 207V206H40ZM72 207V206H71ZM137 207H138V205H137ZM140 207V206H139ZM213 207V206H212ZM212 207H211V209H212ZM219 207V206H218ZM231 207H233L232 205H231ZM238 207V206H237ZM239 207V208H240ZM56 208H58V210H59V207H57L56 206ZM65 208V206L63 207V209ZM74 207H73V209H71V210H73V211H76V210H74L75 209ZM133 208V207H132ZM145 208H147V206L145 207ZM145 208H144V210H145ZM209 208V207H208ZM214 208V207H213ZM220 208V207H219ZM223 208V207H222ZM26 209V208H25ZM40 209V208H39ZM68 209V208H67ZM67 209H64L63 211H64V213H66V212H68V210ZM140 209V208H139ZM143 209V208H142ZM210 209V210H211ZM28 210V209H27ZM42 211H45L44 209H41ZM49 211L50 213V215H51V212L52 211ZM56 210V209H55ZM58 210H57V212H58ZM71 210H69V212L71 211ZM133 211H134V209H132ZM227 210V209H226ZM234 210V209H233ZM15 211H17L16 209H15ZM30 211V210H29ZM63 211H62V213H63ZM77 211H79V209L77 210ZM151 211V210H150ZM207 211V212H206ZM20 213L18 214V216H17V218H19V222H17V220L18 219H16V217H15V214H16V212H15V214H14V219L10 222L11 224V226H13V224L14 223H16L17 225L19 224V223H21L22 224V218H20L19 217V215L20 214H22V212L21 211H19ZM55 212V211H54ZM68 212V213H69ZM72 212V211H71ZM80 212V211H79ZM162 212V213H161ZM25 213H29V212H27V211H25ZM40 213V212H39ZM45 213H46V211H45ZM73 213V212H72ZM81 213H80V217H81ZM131 213V214H130ZM41 214H44L43 212L42 213H40V215ZM48 214V213H47ZM56 214V212L53 214V216ZM59 214H60V211H59ZM70 214V213H69ZM76 214H78V213H76ZM163 215V217H162V215ZM165 214V215H166ZM177 214H179V215H177ZM182 214V215H181ZM212 214V213H211ZM216 214H214V215H216ZM232 214V213H231ZM28 215V214H27ZM29 215H31V214H29ZM61 215V214H60ZM73 215L75 216V212L73 213ZM72 215V216H73ZM79 215V214H78ZM88 215H87V217H88ZM157 215V216H156ZM158 215H159V217H158ZM161 215V216H160ZM21 216V215H20ZM33 216V213H32V215L30 216V217H32ZM38 216V215H37ZM53 216H51V218L53 217ZM150 216H151V214H150ZM180 216V217H179ZM240 216V215H239ZM21 217H23V215L21 216ZM35 218H36V216H34ZM39 217V216H38ZM42 217V216H41ZM48 217V216H47ZM59 217V216H58ZM57 217V218H58ZM178 217L181 219V221L180 220H177L178 219ZM56 218V217H55ZM56 218V219H57ZM83 218H85L86 219V216H83ZM148 218H150L149 216H148ZM238 218V217H237ZM32 218H30V220H31ZM41 219H44V221H45V218H41ZM40 219V220H41ZM54 219V218H53ZM56 219H54V220H56ZM78 219V218H77ZM147 219V220H146ZM15 220V221H14ZM21 220V221H20ZM24 220H25V218H24ZM36 220H37V218H36ZM47 220H49V217L47 218ZM58 220V219H57ZM73 220H74V218H73ZM81 220V219H80ZM84 220V219H83ZM102 220V219H101ZM241 220H242V218H241ZM39 221V220H38ZM72 221V220H71ZM78 221H79V219H78ZM89 221V220H88ZM103 221V220H102ZM159 221V222H158ZM179 221L181 222V223H179ZM28 222V221H27ZM27 222L26 221H24V226L27 224ZM30 222V221H29ZM32 222H33V219H32ZM53 222V221H52ZM52 222H50L51 223V225L53 224ZM69 222V224L68 225H66V227L67 228H70L69 227V225H70V223H72V222H70V220L68 221ZM74 222V221H73ZM34 223H36L37 224V222H34ZM40 223V222H39ZM45 223V222H44ZM48 223V222H47ZM50 223H48V224H50ZM55 223V222H54ZM58 223V222H57ZM56 223V224H57ZM107 223V222H106ZM174 223H176V227H177V225H181L182 226V228H181V226L179 227H177V228H181V230L180 231H182L183 233L181 234V232L180 231H178L177 229H174ZM239 223V222H238ZM30 224V223H29ZM32 224V223H31ZM54 225L55 227H58L57 225ZM83 224H86V223H83ZM82 224V225H83ZM89 224V223H88ZM105 224V223H104ZM107 224H110V222L109 223H107ZM152 226H151V225ZM197 224H198V226H197ZM237 224V225H236ZM243 224V225H244ZM15 225V224H14ZM17 225H15V229H16V226ZM40 225H41V223H40ZM39 225V226H40ZM51 225H50V227H51ZM6 226H9V225H6ZM10 226V227H11ZM38 226V227H39ZM47 226V225H46ZM65 224L62 226L63 228H64V230H62L63 232L65 231ZM72 226H73V224H72ZM71 226V227H72ZM74 226H75V224H74ZM80 227H81V224L79 225ZM78 226V227H79ZM4 227V226H3ZM19 227H21V225H19ZM31 228V230H32V228L33 229H36V228H38V227H36V228H34L35 226H33L32 227V225L30 226ZM50 227H49V229H50ZM55 227H52V229L53 228H55ZM59 227H60V231H57V230H59V229H55V230H52V229H50V230H52L51 232L50 231H48L50 234L48 235L49 236V238H48V236H47V238L45 239L44 238V235H46L47 233H43L42 232V234L40 235V233H38V230H36L37 231V233H36V235H37V238H36V236L33 234V233H29V234H32V235H34L35 236V240H37L38 239V242L36 241V245L38 244V248L40 249L38 252L40 253V254H42V256H41V259L45 262V264H48V259L47 258H49V256L51 257V256H54V258L56 257V256H58L57 258L59 259V257H60V255H61V257H60V262L61 263H59L56 259V262H58L59 264H65L66 263V261L65 260H63V259H65V258H62V257H66V259L69 257V254L71 253V252H69V251H72V253H73V250H67L66 251V253L68 254V257L67 256H65V252H64V250L66 249V244H68L67 242V235H69V234H71L69 231V233L67 234V235H64V233L62 234L63 236H66V241L67 242H63L64 244H65V246H64V244H63V246H62V248L61 247H59V245L57 244L56 245V243H59L60 244V241H62V240H58L59 238H61V233H62V231H61V229H63V228H61V226L59 225ZM80 227H79V229H80ZM83 227H85V226H83ZM153 227V228H152ZM201 227V228H200ZM22 228H23V225H22ZM46 228V227H45ZM76 228V227H75ZM134 229L135 231H137L140 235H142V236H138V233H136V235L138 236V237H135V236H133L132 234H135V233H132V234H129L126 230L127 229ZM148 228H150V229H154L155 230V232L154 233H152L151 232V234L149 233V231H147V229ZM198 228H199V230H198ZM244 228V227H243ZM15 229L14 228H12V229H7V228H1L0 227V242H2V244L4 243V244H6V245H8L7 247H10L11 248V246H12V244H13V239H15V238H13V234H15L13 231H15ZM29 229V226H27V229L25 228V230H24V232H26V230H28ZM40 229V228H39ZM81 229H83L82 227H81ZM17 230H18V228H17ZM19 230H20V228H19ZM18 230V231H19ZM176 230H177V232H176ZM11 231V232H10ZM34 231V230H33ZM45 231H47V230H45ZM67 231V230H66ZM77 231H78V229H77ZM129 231V230H128ZM151 231H153V230H151ZM193 231V230H192ZM13 232V233H12ZM23 232V234H25ZM29 232V231H28ZM60 232V233H59ZM72 232V231H71ZM131 232H132V230H131ZM170 232H172L171 234H170ZM175 232V233H174ZM188 232H190V231H188ZM196 232H199V233H196ZM241 232V231H240ZM243 232V231H242ZM20 233V232H19ZM67 233V232H66ZM169 233V234H168ZM186 234H189V233H187V231L185 232ZM204 233H202L203 235H204ZM244 233H245V231H244ZM23 234H21V236L23 235ZM73 234H75V233H73ZM84 234V233H83ZM175 234H176V237H175ZM192 234V235H191ZM190 235H188V237H193V232L191 233ZM201 234V235H202ZM17 235H18V233H17ZM20 235V234H19ZM38 235H40V237L38 238ZM43 235V236H42ZM61 235V236H60ZM156 237H155V236ZM243 235V234H242ZM241 235V237H243ZM25 237V240L24 239H22V238H24ZM22 236V238H21V240H24V241H22V242H28V240L27 239H29L27 236H28V234H26V235H23ZM56 237V238H58V236H59V238L58 239H56L55 241H57L56 243H54V241H52V243L50 242L51 240L50 239H52V240H54L53 239V237ZM62 236V237H63ZM83 236V235H82ZM184 236V235H183ZM183 236H181L180 237V239L181 240H179L180 242L182 241V240H184L182 237ZM187 236V235H186ZM186 236H184V237H186ZM205 236V235H204ZM205 236V237H206ZM239 236H240V234H239ZM26 237H27V239H26ZM72 237V236H71ZM70 237V238H71ZM75 237V236H74ZM74 237H72V238H74ZM85 236L83 237V238H86ZM89 237V236H88ZM89 238V239H93V238ZM175 237V238H174ZM205 237H203V236H201L200 237V241H203V242H207L208 240L206 239V240H203ZM240 237V238H241ZM71 238V241L73 240ZM82 238V239H83ZM207 238V237H206ZM210 238V239H211ZM240 238L238 239V240H240ZM17 239H19V238H17ZM34 239V238H33ZM63 239V238H62ZM81 239V240H82ZM142 239H144V240H142ZM169 239H170V241H172V239L169 237L168 238V240H167V242H169ZM186 239V238H185ZM209 239V238H208ZM221 239V240H220ZM50 240V241H49ZM151 240V241H152ZM176 240H174V241H176ZM188 240H189V238L187 239V240H185V241H183V242H185L186 244H187V242H188ZM243 240V238L241 239V241ZM252 240V241H253ZM16 242H14V244L15 245H13L14 246V248L17 246V244L19 243L17 240H15ZM48 241L51 243V244H53L52 245V247L54 246V245H56V246H58L59 248V252L58 251H56L55 249H57L56 247H53V248H55V249H52V248H49L50 246V244L48 243ZM59 241V242H58ZM74 241V240H73ZM72 241V242H73ZM162 241H164V240H162ZM174 241H172V244L173 243H175ZM197 242H199V239L197 238V240H196ZM196 241H193V243H196ZM235 241H236V239H235ZM240 241V242H241ZM245 241V240H244ZM243 241V242H244ZM246 241H247V239H246ZM18 242V243H17ZM90 242V241H89ZM92 242H93V240H92ZM160 242V241H159ZM166 242V243H167ZM180 242H178V245H182ZM191 242V241H190ZM211 242V241H210ZM17 243V244H16ZM29 243V242H28ZM69 243H70V239H69ZM158 243V242H157ZM164 243V242H163ZM166 243H165V247H166ZM180 243V244H179ZM185 243H183V245H184V247H183V249H185ZM216 243V242H215ZM225 243V242H224ZM223 243V244H224ZM237 243H239V242H237ZM242 243V242H241ZM247 243V242H246ZM25 245H23V246H25L26 247V243H24ZM62 244V243H61ZM74 244V243H73ZM76 244V243H75ZM154 244V243H153ZM171 243L169 242V243H167V245L170 247L171 245H170ZM200 244V243H199ZM206 243H204V245H205ZM208 244V243H207ZM210 244L211 243H209V247H210ZM227 244V243H226ZM243 244V243H242ZM242 244H241V246H242ZM249 244V243H248ZM22 244H21V241H20V244H19V246H21ZM32 245V244H31ZM96 245V246H97ZM156 245V244H155ZM158 245V244H157ZM164 245V244H163ZM162 245V246H163ZM174 245H177L176 243L175 244H173V246ZM188 245V244H187ZM214 245V244H213ZM222 245V244H221ZM233 245V244H232ZM246 246H247V248L251 245V243H250V245L248 246L247 244H245ZM1 246H3V245H1ZM5 246V245H4ZM49 246V247H48ZM77 246V245H76ZM86 246V245H85ZM154 246V245H153ZM162 246H160V247H162ZM196 246V245H195ZM215 246V245H214ZM218 246H219V243H218ZM225 246V245H224ZM228 246V245H227ZM235 246V245H234ZM22 247V246H21ZM21 247H19V248H21ZM64 247H65V249H64ZM72 247V246H71ZM82 246H80V248H81ZM88 247V246H87ZM114 247V246H113ZM159 247V248H160ZM177 247V246H176ZM176 247H171V248H176ZM198 247H200V245L199 246H197V248H194V247H191L193 250H195V249H198ZM202 247H203V245H202ZM222 247V246H221ZM253 247H255L254 245H253ZM2 248H4V247H2ZM13 247H12V249H13V252L15 251V249H14ZM36 248V247H35ZM51 249V251H49V252H46V251H48L49 249ZM69 248V247H68ZM73 248V247H72ZM91 248V247H90ZM179 248V247H178ZM182 248V247H181ZM187 248V247H186ZM204 248V247H203ZM207 248V247H206ZM211 248H212V246H211ZM231 248V247H230ZM234 248V247H233ZM239 248H240V246H239ZM251 248V247H250ZM24 249V248H23ZM37 249V248H36ZM74 249V248H73ZM97 249V248H96ZM100 249H98V250H100ZM102 249V250H103ZM153 249H154V247H153ZM177 249V248H176ZM180 249V248H179ZM182 249V250H183ZM213 249V248H212ZM224 249V248H223ZM235 249H238V247L237 248H235ZM4 250V249H3ZM22 250V249H21ZM45 250V251H44ZM61 250H63V252H61ZM75 250V249H74ZM89 250V249H88ZM156 250H159V249H156ZM174 249H172V250H170V251H173ZM226 250V249H225ZM225 250L223 251V252H225ZM245 250V249H244ZM251 250V249H250ZM255 250V249H254ZM7 251H11V250H7ZM56 251V252H55ZM78 251V250H77ZM80 251V253H81V250H79ZM87 251V250H86ZM101 251V250H100ZM204 251V250H203ZM206 251H208V250H206ZM206 251H204L205 253H206ZM237 251V250H236ZM234 252V254H235V256H234V258H233V256H232V254H231V256H232V258L234 259V261L233 262H231V264L233 263V264H263L262 263V261L259 259V258H256L255 256H254V258H251L250 260H249V258H250V256H248L249 258H248V260H245L244 259V257H242L241 255H239V251L238 252ZM253 251V250H252ZM5 253H7L6 252V250L4 251ZM4 252H0V253H4ZM24 252V251H23ZM34 252V251H33ZM76 252V251H75ZM74 252V253H75ZM118 252V253H119ZM159 252V251H158ZM184 252V251H183ZM187 252V251H186ZM194 252V251H193ZM192 252V253H193ZM214 252V251H213ZM220 252H221V250H220ZM231 252V251H230ZM244 252V251H243ZM247 252L249 253V251L247 250ZM12 253V252H11ZM17 253V252H16ZM27 253V252H26ZM25 253V254H26ZM73 253V254H74ZM82 253H84L85 255H86V253L83 251ZM114 253H115V255H114ZM163 253H165V252H163ZM162 253V254H163ZM190 253V252H189ZM227 253H228V251H227ZM250 253H252V255H253V253H255V252H250ZM261 253H263L262 251H261ZM14 254V253H13ZM66 254V255H67ZM87 254L91 257H87L88 258V260H86L85 262H87L88 261V263H86V264H94L95 262L94 261H96L97 259H100L99 257H98V253H96V251H93V249L91 248V251L89 250L88 252H87ZM102 254V253H101ZM103 254H102V257H101V259H103V261H104V259L105 258H107L105 255L103 256ZM123 253L121 254V255H123L124 257H122L123 258V260H124V258H125V260L128 258V256H127V258L125 257V255H124ZM165 254H168V252H166ZM186 254H188V253H186ZM196 253H194V254H192L193 256H192V262H193V257H194V255H195ZM208 254V253H207ZM224 254V253H223ZM56 255V256H55ZM64 255V256H63ZM114 255V256H113ZM170 255V254H169ZM206 255V254H205ZM212 255V254H211ZM215 255V254H214ZM247 255H249V254H247ZM26 256V255H25ZM80 255H78L77 254V257H79ZM99 256H100V254H99ZM141 256L142 255H140L139 257L141 258ZM261 256H263L262 254H261ZM260 256V257H261ZM33 257H35L34 256V254H33ZM103 257H105V258H103ZM132 256H129V259L131 258ZM137 257V256H136ZM172 257H173V255H172ZM186 256L184 255V258H185ZM188 257V256H187ZM228 257V256H227ZM245 257H247V256H245ZM13 259H15L16 260V258L13 256L12 257ZM23 258H24V256H23ZM74 258H76L75 256H74ZM85 258V257H84ZM107 258V259H108ZM135 258V257H134ZM138 258V257H137ZM190 258V257H189ZM206 258V257H205ZM219 258V257H218ZM10 259H11V257H10ZM9 259V260H10ZM40 258H39V260H41ZM48 261H47V260ZM50 259V258H49ZM69 259H70V257H69ZM73 259V258H72ZM77 259V258H76ZM106 259V261H107V264H108V262H109V260H107ZM168 259V258H167ZM167 259H165V262H168V261H166ZM186 259H188V258H186ZM208 259V258H207ZM32 260H33V258H32ZM39 260H37V261H39ZM42 260H41V262H40V264L41 263H43L44 264V262H42ZM46 260V261H45ZM52 260V259H51ZM50 260V261H51ZM55 260H53V261H51V263L53 264V262L55 261ZM90 260V261H89ZM113 261H114V259H112ZM183 260H185V259H183ZM212 260H213V256H212ZM211 258H210V263H209V259L207 260L208 261V263L207 264H212L211 263ZM263 260H264V257H263ZM8 261V260H7ZM68 261V260H67ZM99 260H97L96 261V264H97V262H98ZM102 261V262H103ZM120 262L122 261V260H119ZM127 261V260H126ZM135 261H137V260H135ZM139 261V260H138ZM138 261H137V263H138ZM141 261V260H140ZM174 261V260H173ZM176 261V260H175ZM205 261V260H204ZM17 262H19V259L17 260ZM65 262V263H64ZM73 262H74V260H73ZM90 262V263H89ZM100 262V261H99ZM101 262V263H102ZM133 261H131L130 262V260H128V262H127V264H130V263H132ZM179 262V264H184L185 262H186V260L185 261H182V263H180V261H178ZM177 262V263H178ZM206 262V261H205ZM205 262H204V264H205ZM1 263V262H0ZM57 263V264H58ZM69 263H71L70 261L68 262V264ZM100 263V264H101ZM110 264H111V261L109 262ZM122 264H123V262H121ZM141 262H139L138 264H140ZM169 263V262H168ZM215 264H216V262H214ZM227 264H228V262H226ZM31 264H33V263H31ZM102 264H104V263H102ZM106 264V263H105ZM120 264V263H119ZM133 264H134V262H133ZM142 264V263H141ZM163 264V263H162ZM167 264V263H166ZM175 264V263H174ZM187 264H189V263H187Z\"/></svg>",
	"mask_w": 264,
	"mask_h": 264
}]
</instances>
